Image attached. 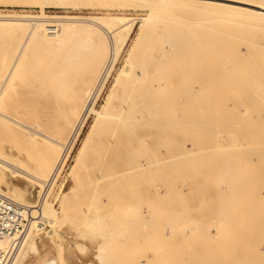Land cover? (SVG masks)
Here are the masks:
<instances>
[{
    "label": "rangeland",
    "instance_id": "1",
    "mask_svg": "<svg viewBox=\"0 0 264 264\" xmlns=\"http://www.w3.org/2000/svg\"><path fill=\"white\" fill-rule=\"evenodd\" d=\"M175 1L179 4H181L183 8H181V6H179V4L176 5L177 8L175 7V9L172 7L171 8L169 7L170 5H174V4H167V5H169L167 7L165 4H164L165 6H162L161 4H159L161 6H155L154 7V9L157 7H160L157 9H158V11L160 10L162 12L160 14L158 12L155 13L156 11L154 12L156 14L155 17H157L159 19V21L158 22L155 21V23H161V25L168 24V23H175L177 25L178 24H184V26L179 25L180 26L179 28L183 29L184 31L186 30V31L191 32V31H194L195 27L189 26V24L196 23L195 20L198 19V17L200 16L198 14L200 10H201L200 14L202 13L201 16L203 18V15L205 13L208 16V10H210V8L212 9L210 11H214V13H216V9L218 8L217 14L219 13L220 16H222V13H224L223 15L225 18L228 16L227 20L225 18L224 19L220 18L222 21H220L219 24L221 25L223 20L225 21V24L227 23L226 21H228V23L230 22V26L228 24H226V25L224 24L222 26L224 28L226 26L228 28V29L227 28L226 29L229 32L231 30H234V31H231V33L234 32V34L232 33V36H236L237 32H238V34H237V37H234V38L229 37V39H228L229 42L227 41V39H222V43H223L222 47H224V48L226 47V48L225 49L221 48V49H223L221 56H219V55L216 56V54H219L220 51L218 53L213 51V44H212L213 42L210 39H209V41H211L210 45H208V46L203 45V44H202V46H201V44L199 45L200 47L203 48L202 52H199L197 50H193L194 45H192V43H190V42H187L185 44V47L188 49L187 55L189 56V58L185 60V63L187 65L191 66V64L196 63L197 58L200 57L201 62H203V64L206 65L205 67H207L209 65V67H207V68H209V71H212L211 73H215V71H216L215 68L218 69L215 74L219 73V75H218L219 77L218 76L214 77L215 75H213L211 73L207 74L206 71H208V69L206 68L207 69L206 70L205 67L203 66L204 69L200 68L199 71H197L195 69L193 70V72L194 71H197V73L199 72L198 76H197V73L195 75V72H194V74H187L184 76L183 80L179 81V83H177V84H175L172 81H170V83H167V84L165 83L164 88L168 91L167 93H169V95H171L172 99H175V100L177 99L176 98L177 94H176L175 89H178L177 87H180V86L192 87L194 89V94H196L198 92L196 95L197 100L199 99V97H201V94H202V97H201L202 100H201V98H200V100H201V103H203V105L200 104V100H199V102L194 101V100H196V97L193 100V105L197 109H198V107H200V109H201V110L199 109L200 114H201V111L203 110V114L205 113L204 115L202 114L203 118L205 115H208L210 112L211 113L214 112L213 108H216L217 99H219L218 102L220 104H218L219 106H217V108L218 107L219 108L215 109V111H216L215 116L216 117L217 116H218V118H219V116L221 117L222 111L224 114L225 110H226V113H225L226 115H229L230 113L233 114L231 111L234 112V110H231V109H233V107H235L236 108L235 113L237 114V112H239L238 113L239 116L237 115V118H239L238 120L241 119V120H243L242 123L245 122L244 118L248 119V117L249 118L251 117V116H248L249 114L255 115V113L251 114L248 112L249 107L247 108L246 105L248 103L247 99H253V102L257 100L256 98H253V96L256 97L255 92H256L257 88L259 89V91L257 90L259 93H260V89H261V94H262V96H261L257 92L258 93L257 98L259 96H261L262 101L264 102V100H263V98H264V92H263L264 91V83H263L264 74H263V72L264 71L262 72V70H261V72H260V70H258L260 73H262L260 77L263 78L262 81H260L259 75L257 76L258 71L256 73V70H255V72L254 73L252 72L251 75H249L251 73V71L248 72L249 74L247 73L246 70L242 71L243 69H247L248 65H246L247 68L243 67L245 65L242 66L243 68L241 69V72H242L243 76L241 75V72H239V74H237L238 71L236 72V70L238 68H240L242 63L245 64V62H243V60H246V57L243 55V60H242V56H240L242 53L245 54V51H246L244 48V47H246V45L244 43H247V42H245L247 35H245V34L248 33L249 35L253 36V38L255 37L254 35L256 34V39H258V40H256L257 41L256 43L258 44V41H260L259 44H261L262 40L264 43V39H263V36H264V34H263L264 30L263 29L264 28H262L264 23L262 22L263 25H261L257 21V24L259 26L257 24L255 25L254 22L256 23V20H260V19L255 20V19H252V17H250L251 21L253 20L254 22L253 23L251 22V24H249L250 18L247 17L248 21H249V23H248L247 18L246 19L241 18L242 15L244 17V14L240 15L237 12L238 13V15H237V13H235L236 11L234 8H233L234 11L232 12L230 10L232 8H229V7L226 8L225 7L227 10L224 9L225 12L224 11L222 12L221 9H223V8H220V6L219 7L215 6L216 9H214L213 8L214 6L210 7V5L207 4L208 5V7H207V5L204 4L205 5L204 6L202 2H201L202 4H200V3L198 4L197 0H194V1L193 0H175ZM235 1L246 2V0H235ZM262 1H264V0H257V1L255 0V2H260V3ZM55 2H56L55 0H46V1H44V0H0V16L4 15V14H5V16L6 15L12 16V14H13V16L15 14H16L15 16H20V15L76 16V17H78V18L80 17L82 19H85V18L90 17V16H105V17H113L116 20H118V18H120V20L122 19L123 21H125V20H128L129 22L132 21L131 34L128 37L127 42L124 44L123 48L121 49L119 55L117 56V58L115 59V61L113 62V64L111 65V67L108 69L107 72H105V67L107 66L108 62L111 60V53H106V55H105L106 62H105L104 68L102 69V71L99 75L100 78H98V81H99V79H101L103 77V75L105 73L106 74L105 75V83H104V87L101 91L99 103L105 104V102H102V101H103L104 96L108 92V93H110V95L108 97L109 100L107 102L108 114L113 115L116 113V111H114V109H112L115 106H126V108H127L126 111L121 115L124 117V119L129 120L130 122L133 123L132 132L134 135V139H133L130 151L127 153L126 151L123 150V146H124L123 141L117 140L116 145H113V146L109 145V141L114 138L113 134L110 132V130L106 131L103 128H100L101 126H99L90 134V138L88 140L84 141V144L82 145V147H80L81 142H82L90 124L92 123V120H93L92 114L88 115V117L85 120L82 128L80 129L76 139L71 143V145H70L71 147L69 146V149H68L66 144H64L65 146L53 144L52 147H50V148H52V150H51L50 148L46 147L45 143L38 142L40 140V138L42 137V136L38 135V133L37 134L35 133L33 135L34 138L32 136H26V135L21 134V132L18 131L19 129L12 131L11 134H13V135H11L10 132L9 133L5 132V133L1 134L0 135V155L1 156L6 157L9 155L8 157H13V158H15L14 156H17V158L19 157L20 160H23V163L24 162L26 163V161L28 160L27 161L28 163H26L28 165L30 164L29 159H31L30 161H32L33 164L31 163L30 165H32V167H33V165L36 166V164L39 162V159L42 157L44 158L45 156L47 157L49 155L50 160L53 158V160H51V162L53 161V166H52L53 168H51V170H50L51 173H49V175L51 176V174L54 171L56 176L54 175L55 178L53 179V184H51V186L49 187V189H47V191L44 190L45 188L43 186H42L43 190L41 189L42 191H40V189H39L40 186L37 183L36 184L35 183L30 184L26 181H22V180L18 181L16 178H12V180L15 179L13 181L15 183H17L19 186L22 185V186H20L22 188V193L24 195L23 201L20 200V201H22V203L25 201L24 202L25 204H31V205L36 204V206H38L40 203L39 201H41L40 199H42L44 194L46 196V200L51 203V207H52L53 211H51L48 214V216L51 219H53L54 224L50 225V224L42 222V221L36 222V227H32L30 230L31 237L35 239L38 236H40V233L42 232L41 235L45 236V238L47 237L46 239L49 241V243L53 242V243H51V245H53L55 247L56 246L61 247V248H59V249H61V253L59 252V255L57 258V264H100V261L97 258L96 254L103 253L104 251H105L104 253H107L106 258H108V260H114V258H116V259H119L120 261H122V262H120V264L121 263L124 264L123 260H125V259L128 260L127 262L125 261V264H127L129 262H133L135 260L136 261L131 263V264H144L146 262H149V264H156L159 262V260H160V264L161 263L163 264V262L168 263V261L170 262V260L172 263L173 262L172 257L174 259L179 258L178 261L177 260L175 261V263L176 262L178 263L180 261V258H181V260H183V259L185 260L188 258V257L186 258V256H188V255L192 256L191 260H194L193 258L197 259L198 257L203 259L202 255L204 253L206 254L207 250H209V249L206 250L205 247H204V249L206 251L203 250L202 246H204V245H207L208 248H210L211 253L209 255H207L209 252L208 251L206 254L207 256L212 257V255H213V257L215 258V254L218 253L219 256H217V257H219L218 258L219 260L218 259H215V260L213 259V260L215 262L218 261L219 264L225 263L224 262L225 261L224 255L227 256L228 251H230V250L223 251V252L218 250L216 252V250L214 248V246L217 245V244H215L216 238L220 237L216 234V231L222 232V228H225L226 224H227V222H225L222 217L217 216V214L215 213V210L217 209V207H219L218 205L221 204L220 200L225 201L224 203L222 202L223 205L226 202L229 203V204L226 203L225 204L226 206H230L233 204L234 208L232 206L233 209L232 208L230 209V207H229L228 210H230V211L232 210V212L234 211L237 214L239 213L238 210H240V207H242L241 208L242 210H240V213L238 214L239 216L236 213H234V216H235V214L237 215V216H235L236 217V224L239 222L240 223L238 225L235 224V226L238 229L234 226L232 231L234 233H238V234L239 233L245 234V232L255 234L254 232L257 231L256 230L257 228L252 229V227H256V226H258V224H260L257 222L259 220V219L257 220V217L259 218V216H260L258 211H260V209H262V208L264 210V205H262V207H259V206H261V204L256 203L259 200H261L260 198H262V197H259V195L260 194H261L260 196L264 195L263 185L260 187V189L258 186V184H260V183L262 184V182L259 181L261 179V177H258L260 179L257 178L258 181L257 180L254 181V179H256L255 178L256 174H254L255 177H254V175L253 176L251 175L252 170L256 171L254 173H257L258 174L257 176L263 174V172H264V171L263 172L261 171L263 169V166L260 167V165H259L262 163L264 164V162H263L264 158H263L262 163H261V158H262L261 156H264V154H263L264 153V150H263L264 149V147H263L264 146V142H263L264 139L262 138L263 139L262 141L258 140L259 136H262L263 134L261 135V133H264V131L260 128V126H258V125H260V123H261L260 120L262 121V119L259 120L257 111H256V114H257V118L259 120V122H258L259 124L256 125L257 128L255 129V132L250 130V129L248 130V127H246L248 131L244 130V129L242 130V128L244 127L243 126L244 124H245V126L247 124H248V126H250L249 125L250 123H248L250 121H248V120L246 121L247 124L244 123L242 125L241 122L238 123L237 119H235L236 117L233 118L232 116H229V117L233 118V120H231V118H229L227 120L225 118L226 115H224V118L221 119L222 121H223V119H226L227 121H234V119H235V121L232 124L235 125L234 124L235 122L240 124L242 126V128H240L239 130H242V134L244 131H246L245 132L246 135H247V132H249V133L254 132V137L257 139V142H255L256 140L253 137V134H251V136H249L250 134H248L247 136H249L250 138H253L254 141L252 140L253 142L252 141L249 142L248 140H250V138L245 136V137H247V141L245 142V140L241 141L242 138H244V139H246V138L242 137L240 135V133L238 131L239 127L237 128V131H238V132L236 131L237 133L236 132L233 133L232 132L233 130L231 131V134L233 133L232 135L229 133L230 130L228 131V129H230L233 125L228 124L229 127L226 126L228 129L222 130V129H219V126H221V125L225 126V124L224 123L219 124L218 127L216 126L218 128V129L216 128L217 130L215 131V132H217V134L213 132L215 128L212 129V131H211V126L207 127L209 129L204 127V128H206V130L212 132V133H210V132L208 133L205 129H200V128L196 127L195 123H194L195 126L192 125L193 119L196 118V116H194L195 110L192 111V108H188L186 110H183L184 112L182 111V113H184L185 115L183 114L182 117L179 114H177L179 111H181V109H182L181 107H180L181 109L171 108V111L173 113L174 112H177V113L174 115H171V116H165L164 114H161V110L158 107H146L140 102H131L133 94H130L129 96H127L128 95V88L131 86V84H132V82L136 76L135 75L136 72L141 73L144 70L149 72V67H150L151 62L154 64V67H157V68L161 63H163V64H167V63L174 64L175 63V60H169L167 58H165L163 60L151 58V56H159L160 53L156 51L154 54H152L150 56V51H149L150 47L151 48L160 47V46L164 47L162 40L166 39L164 34L159 33V32H154L151 35H146V36L141 37L139 39L138 44L136 45V47L134 48V51L130 54L129 59H128V63L131 65L130 71H128V73L125 74L126 76H124V79H122L120 81H116V82L114 81V85H113V79H114L116 73L121 69V67L123 65V61L127 55V51H128L130 42H131L132 38L134 37V35H136V33L138 32L137 30H138V26H139L138 24H140V18L145 17L146 14L151 13V11L149 10V6L147 7L148 4L145 3L144 4L145 6H141V5H139L140 3H136V2H133L132 4H130L131 2H129L127 0H126L127 3L125 2V0H123V1L122 0H77L76 2L67 3V4L66 3H63V4L60 3L59 4V3H57V2L55 3ZM221 3H225V2H221ZM227 3H229V2H227ZM136 4H138V5H136ZM231 4L233 6H238L237 4H234V3H231ZM185 6H187V7H185ZM161 7L163 9H161ZM195 8L198 9V12H196L197 10H195ZM219 8H220V10H219ZM202 10H204V11L207 10V11L203 14ZM228 10H230L233 14L231 12H229ZM226 13L227 14L231 13V16H234L232 22H234V20H235L236 21L235 25H234V23H231L232 19H230L231 17H229V15H227ZM157 14H159V15H157ZM206 14L204 15L205 17H206ZM235 14H236V16H235ZM197 15H199V16L197 17ZM211 15L213 16V18H214L213 20H215V21H213L212 19H209L207 22L208 23L214 22V23L218 24L219 21L217 22V20H219L220 16H218V18H217V16L213 13H211ZM211 15H209V16H211ZM237 16H240V19ZM155 17L153 18V16H152L151 21L154 22V20H157V18L155 19ZM169 17L173 18V19L172 20H166ZM245 17H246V14H245ZM160 19H162V20L160 21ZM200 19L201 18H199V21H200ZM206 19H207V17H206ZM240 20L242 22H240ZM244 20H245V22H244ZM33 21L34 20H30V22H33ZM261 21H263V19H261L259 22H261ZM28 22H29V20H28ZM47 22H51V21H47ZM47 22H45V23H47ZM153 22H151V23H153ZM202 23H206V22L203 21ZM214 23H212L211 25H215ZM240 23H242V24H240ZM244 23H246L247 26ZM175 26L176 25H174L173 28ZM253 26H256L255 30H254L255 27L253 28ZM257 27H260V29H258ZM169 28H171V27L159 26V27H156L155 29H158V30H164L165 29L166 30ZM243 29L245 30L244 33H243ZM259 30H262V37H260L261 31H259ZM235 31H236V33H235ZM6 32H7V34H6ZM15 32L16 33L14 34V32H13V35H12L10 32H8L4 29H3V31L0 30V54L1 55H3L2 54L3 52H1V49H2V51L4 50V56L9 57L15 51H17L16 50L17 47L19 48L20 44L18 42L22 38V33H21L22 31H15ZM204 32H206V31H204ZM257 32L260 33L259 36H258ZM8 33H10L11 36ZM209 34H210V32H209ZM15 35L18 38L15 39L14 38V37H16ZM242 35H243V37L245 36L244 37L245 40L244 41L242 40L243 43H240L241 41L239 43L236 42V41L240 40L241 38L243 39ZM238 36H241V37H238ZM247 38H249V36ZM253 38L251 39V41H253ZM94 39H95V37H94ZM232 39H233L234 43H237L235 48H234L235 44L233 45L232 44L233 41L231 42ZM247 40L249 41L250 39H247ZM31 41L32 40H30L29 42H31ZM34 41H36V42H34ZM4 42H5V44H4ZM254 42H255V38H254ZM33 43H31L32 44L31 46H30V43H27L28 45H26V47H25L26 50L24 49V51H23L24 53L21 54L22 58H20V59H21L22 64L20 63L21 66L19 65L18 68H20V70L22 71V74H21V72H18V73L16 72L17 75H15V76H17V77L14 79L15 83L10 87V89H8V91H9V92H7L8 95L6 94L1 101L0 106H3V107L5 106L4 108L0 107L1 112L3 110V112L5 111L4 112L5 114H7V115L9 114L10 116L15 117L16 119L18 118L17 120L21 121L22 123H27V125L34 124L33 126H35V129H37L38 132L41 131L42 134L44 132L49 137H53L55 139L61 140L62 142H65V141L67 142L70 124L65 123L64 121L66 120V118H71L73 120L76 117L75 116L76 113L73 114L72 116L69 114V108H71L72 96L77 93L76 91H78V89H76V88H78V86H81V82L83 81V78L85 75L86 63L90 59V54H89V52H87L85 44L79 43V38H77V37L74 39H68L67 43L65 44V46L68 47V49L66 50V53L62 54V52L61 53L59 52L56 56L53 55V53H54V52H52L53 50L51 51L49 49L50 51H47V47L45 48L36 39H33ZM230 43H231V45H230ZM2 44H3V46H2ZM238 44H240V45L243 44L244 46L243 45L238 46ZM257 44L251 43V46H250V44H248L249 49H247V50L249 53H248V55H246L247 57L249 56V54L252 51L253 52L251 54H253L255 52L252 49L253 48L252 45L255 47L256 52L259 48H262V46H263L262 44H261L262 46L258 44V47H257ZM74 45H79V47L77 48V51L70 50V48ZM229 46H230V48L233 47V49H234V50H232V52L234 51V55H231L232 59L229 57L230 54H232V53H230L229 56L227 54L225 55V52H228L226 49L227 48H228V50L230 49ZM31 47H32V49H31ZM6 48H7L8 52L6 51ZM263 49H264V46H263ZM263 49H260V50H263ZM236 51H238V52L236 53ZM50 52L54 56L52 60H51L52 57L50 58V56H51ZM213 52H214V54H213ZM223 52H224V54H223ZM235 53H236L237 57H236ZM238 53H239V55H238ZM1 55H0V57H1ZM214 55L218 58L225 56V58H223L225 60L228 57L230 60L227 62H230L231 60L234 61V58L232 56H235L237 58V60L241 59V60H238L241 62L240 64L237 63L238 61L236 62V60H235V62L239 65H237V64L235 65L238 68L234 66L235 68H237L235 71H233L234 76L239 75V77H240V75H241L240 78L242 80H245L246 78H248V75H249V77L251 76L252 78H254V76L258 77V79H259L258 81L260 82L259 84L261 86L259 85L257 87V85H255L257 83H255L252 78H251V82L253 81L254 85L252 83L251 84L254 87L256 86V88H250L249 86L251 84L248 86L250 90L254 89L253 90L254 92L251 91L252 93H254V95L252 94L251 95L252 97L251 96L245 97V94H241V98L242 97L247 98L246 103H245L244 99H243L244 102L243 101L240 102V98L238 96L239 93L241 91H243V90H239L242 87L241 85H243V87L246 86V85H244V82L239 83L240 88H239V86H237V84H235L237 87L234 84H232V86L234 85L233 87L232 86L228 87L230 85H227L228 84L227 83L228 82L227 76H229V78H231L230 77V74H231L230 71H232V70H229V72H230V73L228 72L229 75L226 74L227 71H225V70L226 69L228 70L227 67L232 68V66L235 64V62H231V64L226 63L227 66L224 65L225 63L222 62L224 66L221 65V66L217 67L221 63L220 61H222L223 59L220 58L219 59L220 63H217L218 58H215ZM255 55H256V58H258L255 60L256 65L257 64H258V66H259V64L264 65V62L262 60H260L259 57H257V56H261L262 54L260 55V54H255V53H254L252 58H250V56H249V58H247L246 63H249L248 59H251V60L254 59ZM263 59H264V57H263ZM251 60H250V62L252 63ZM255 62H253L254 66H256ZM46 63H49V66L46 65ZM44 64H45V67H44ZM251 65L252 64L249 65V68ZM254 66H253V69H255L257 67V66L256 67H254ZM20 70L17 69V71H20ZM187 71L191 72V68L189 67V70H187ZM224 71H225L226 77H225V74H223V76L220 75ZM202 72L203 73L206 72L205 74L209 75V77H211L213 75V78H210V80H209L207 77V79L209 80L208 81L206 79V77L204 76L205 74H203V76H201ZM234 72H236V73L234 74ZM243 72H246L245 73V75L247 74L246 78H244ZM166 73H167V70H164V72H163L164 78H167L166 77L167 75H165ZM220 76H221V79H223V77H225L226 78L225 81H227V82H225L224 80H222L223 82H221ZM199 77H200V81L198 80ZM217 77L219 79H217ZM256 77L254 79L257 80ZM38 78H40L39 80H41V79L42 80L38 81ZM59 78L61 81L62 80L63 81L62 82L59 81ZM32 79H34V80H32ZM93 79H94V77H93ZM93 79L90 81V83H92ZM215 79H217V81ZM148 80H149V74L145 76V80H144L145 86L148 84ZM206 80H207V83L210 82L208 85H205ZM235 80H236V78H235ZM238 80H240V79L238 78ZM247 80H249V78ZM30 81H31V83H30ZM47 81H49V82L47 83ZM56 82H57V84H56ZM249 82H250V80H249ZM90 83H89V85H90ZM221 83L223 84L224 88L226 87L225 89L223 87H221V88H223L222 92H224V93H222L221 91H218L220 89V86L222 85ZM41 84H42V86H41ZM98 84H99V82H97L95 84L96 86H94L93 91H95L94 89L97 87ZM39 85L42 87V89L40 87L38 88ZM112 85H113L112 89L116 87L115 88L116 91L113 94H111V92L109 90ZM82 86H83V84H82ZM216 88H218V89H216ZM55 89H57V90H55ZM237 89H238V91H237ZM224 90H226L229 93L233 92L232 94H234L236 92V94H234V95H237V94L238 95L235 97L234 100L231 99L232 100L231 101L229 99L230 96H232L231 93L229 96V93L227 94L226 91H224ZM231 90H233V91H231ZM234 90H235V92H234ZM244 90H245V88H244ZM246 90H247V88H246ZM246 90L243 92L244 93L246 92V95H248V92L250 90L249 91L248 90L246 91ZM34 92H36V93H34ZM56 92H57V95H56ZM217 92H219V93L221 92L220 95ZM199 93H201L200 96L198 95ZM16 94H17V96H16ZM225 94H226V96H225ZM91 95H93V94H91ZM206 95H207V97H206ZM126 96L129 99L125 100ZM183 96H182V103L187 101V100H185L183 102V100H184ZM209 96L214 100L216 99L215 100L216 102L214 101L216 106H214V103L212 102L211 98H209ZM213 96H216V98L215 97L213 98ZM227 96H228V98H227ZM203 97L209 98L208 100L209 101L211 100L210 102L212 103L213 106L211 105L212 106L211 107L209 105L210 107H207L208 104H207V102L205 103L206 100ZM261 97H259V98H261ZM232 98H234V97H232ZM175 100H173L172 103L181 104V102L178 99H177V101H175ZM17 101H19V103ZM250 101H251V103L249 105H252V107L250 109L254 110L253 112H255L254 106L252 104V100H250ZM262 101H259V100L257 101L258 103H261L260 104L261 107H259L260 105L258 106L259 107V109H258L259 115H260V110H262V112L264 113L263 109H261V108H264L263 107L264 103L262 106ZM230 102H231V105L234 104L232 107L230 105ZM195 103L196 104L199 103L200 106H198L199 104L196 105ZM240 103H241V105L245 104V106H241ZM258 103H257V105H258ZM221 104H222V107L225 105L223 107L224 110L221 109V107H220ZM201 105L204 106V108H202ZM226 105H228V106H226ZM254 105H256V103ZM19 107H20V109H19ZM26 107L28 108V110ZM227 107H229V109L231 107V109L228 110V109H226ZM243 107H246V108H243ZM257 108H256V110H257ZM23 109L25 110L26 113L24 112ZM245 109H246V112L245 111L242 112V110H245ZM247 109H248V111H247ZM7 110L8 111L10 110V111L8 112ZM19 111H21V112H19ZM229 111H230V113H229ZM192 112L194 114H192ZM262 112H261L262 115L260 117L264 119V115ZM23 113H25L24 118H22L24 116ZM227 113H229V114H227ZM241 113H242V115L246 114L248 117H246V116L242 117V115H241V117L243 119L240 118ZM196 114H197V112H196ZM198 114H199V111H198ZM33 116H34V118H33ZM208 116L205 118H208ZM255 116H252V118H254ZM140 117H143L142 121H144L146 123V127H147V135H146V138L143 140L140 138V136H141L140 128L142 126L141 125L142 121L139 119ZM211 117L213 118V121H211V123H213V125H212V128H213V127H215L214 126V123H215L214 120L218 119V118L215 117V119H214V115H211ZM222 117H223V115H222ZM203 118H201V115H200L199 119L201 120ZM209 118H208V120H209ZM227 118H228V116H227ZM109 119H110V117L106 118V120H109ZM208 120H205V121L208 122ZM221 120H219V121H221ZM251 120L253 121V119H251ZM254 123L255 124L257 123V120L255 122V118H254V122H251V125H252L251 128H253L255 126ZM38 124H39V126H38ZM253 124H254V126H253ZM175 126L176 127L182 126L180 128V130H181L180 133L174 132L173 129L175 128ZM192 126H194L193 129H195V130H193V131L189 130V133H188V128H191ZM222 126H221V128H222ZM236 126H238V125L236 124ZM183 127H185V129H186V130H184V134L182 133ZM258 127L261 129L260 131H258L259 130ZM197 128L199 130H202L200 132V134H198L199 131L197 132V130H196ZM23 130L26 131V129H23ZM218 130L220 131L219 133L221 136L219 135ZM225 132L229 133L230 137ZM258 132H260V134ZM235 133H236V135L234 136ZM238 133L242 138L239 136L240 138L238 137L236 139H233V141H232L231 139L235 138L238 135ZM245 133L243 135H245ZM45 134L43 136H45ZM183 135H185V138H187V140H185V138L182 137ZM198 135L200 136V140H199ZM214 135L221 137L223 140V141H221V143H218V144H220L218 149L215 146L217 144L216 143L217 141L215 142L216 143L215 145H214L213 141H212L213 144L211 142L206 143L207 140L210 141L211 139H213L214 141L216 139L220 141L221 138L219 139V138H217V136L215 138ZM10 136L16 137V139L14 140ZM37 136H39L40 138ZM196 136H198V137H196ZM208 137H210V138L213 137V138H211L209 140ZM263 137H264V135H263ZM189 138L191 141H194V143L188 141ZM195 138H196V140H195ZM201 138H202V140H201ZM227 138H229V139L227 140ZM41 140H43V139L41 138ZM184 140L186 142H184ZM234 140H237V142H240V143L242 142L241 144H243V145L245 144L244 147H246L247 143H249V144L251 143L253 145V148H254L253 150H255V152L250 149L251 148L250 146L243 148V145H242V147H239L241 144L240 145L238 144L239 146L237 145L238 146L237 148L238 149L240 148L239 150L233 149L236 147V144L235 145L233 144L232 146H229V145H231L232 142H235ZM44 141L46 142L45 139H44ZM200 141H201L202 146L201 147L199 146V147L201 149H202V147H203V149H205L206 145L208 144L209 147L208 146L207 147L209 149L206 147V150H210V149L212 150L211 154H210V151L208 152L209 155L207 154V151L204 150V151H206V155L208 157H210V155L213 156L220 148H222V150H224V152H222V150L220 149L221 151L219 150V152H222L221 153L222 156L219 155V157L224 158L227 153L225 152V149H224L225 146L222 147V144L223 145L225 144L226 146L228 145V149H227V147H225L227 149L226 151L229 150L228 152H230V153L231 152L236 153L235 158H237V159H235L236 162L234 163V166H233V167H235L236 172L239 169V166L241 164L245 165V166H241V167H245V168H246V166L248 167V164H249L248 160H250V158H251V156H249V155L247 157L248 158L250 157V158L247 159L244 156L240 157V155H238V154H240V153H241V155L244 154L242 152L244 150H242V149H245V151H247V152L249 151V153H250V150L252 151V153H250V154H253L254 157H252L253 159L251 158V164H249V165L253 167L254 164L255 165L258 164L259 166L257 165L258 166L257 168L253 167L252 170H251L252 167L251 168L249 167L248 173L249 174L251 173L250 175H251V177H254V179L253 180L247 179L248 181L247 180H243V181H247V183H244V184L245 185L247 184L246 185L247 188L248 187L252 188L251 192H253V194L256 193V190L258 191V189H259L258 192H261V193H256V195L252 194L253 196H251L250 190L247 189V191H249L247 199H248V197L249 198L251 197V199L253 198L254 200H256L255 203L257 205L254 204L255 206L252 207L254 201L251 199H250V201H252V203L251 202L248 203L247 200H246L247 202L244 201L246 199L245 195L247 193V192H244L245 188H246L245 185H242L244 187L243 190H241V188H243V187H241V188L238 187V189H240V191L238 189H236L238 191L237 193L241 192V193L237 194L236 190L233 191L235 189L234 186H232L234 189L231 190L230 188H226L228 184H226L223 180L220 181L223 178L222 175H224V174H221V175L219 174L220 175L219 181L221 183H223V185H221L220 182H219V184H217V181L219 179V177H218L219 175L217 176L218 178L216 177L217 181L215 180V177H214L215 175L218 174L216 172V170L214 169V168H216L217 162H215V164H213L212 161L210 162V160H213V162H214V159H216V157L218 156V152L216 153L217 155L215 154L216 156H213L210 158L207 157L208 159H206V158H204V157H206L205 154H204V156H202V158H200L201 157L200 155L202 154V151L200 148H199L200 150L197 151V152H201V154H199V155L194 154L195 151H192L189 148V146L191 147V145H189L191 143V144H193V148L192 147L191 148L194 150L195 149L194 145L198 146V144H200ZM237 142H235V143H237ZM262 142H263V145H262L263 148H262V150H260V154H263V155L255 156L256 155L255 153H257V151L261 148L260 143H262ZM46 143H49V142H46ZM256 143H259L258 146L260 148L259 149L257 148L258 150L255 149V147L257 146ZM3 144H5V145L6 144H12V145L16 146V148H18L19 151H21V152H19L21 154L16 153L13 155L12 152L14 150H11V149H9V150L7 149V151H5ZM182 145H183V147H182ZM213 145H214V149H212ZM210 146H212V147H210ZM230 147H233L232 150L229 149ZM42 148H43V150H42ZM166 148H168V150H166ZM29 149H30V151H28ZM185 149L186 150L189 149V150L186 151ZM215 149H217V150H215ZM63 150H67L66 151L67 154H65V157H63L64 160H62L63 162L61 161V165H58V167L60 166L59 170L56 171L57 169H55V166H57V164H59L58 162L61 160L60 158H61L62 153L64 152ZM183 150H185V152L187 154ZM4 151L7 153V155L5 154ZM49 151H50V154H49ZM179 151H181V152H179ZM204 151H203V153H205ZM28 152H29L28 156H30V157L27 156ZM42 152H45V153H42ZM190 152H191V154H189ZM10 153H12V154L10 155ZM22 153H23V155L27 156V158H29V159L25 158V156H23ZM178 153L180 154V156H181V154H185V155H182L183 158L181 157L182 159L179 158V160L177 161V157H179ZM223 153L225 154V156ZM230 153L227 154V155H229V157L227 156L228 158L227 157L224 158V159H226V161L225 160L224 161L227 162L226 163L227 165L229 164L227 159H230L234 155V154H230ZM30 154L31 155L34 154L35 157H34V155L31 156ZM245 154H246V152H245ZM52 155H53V157H52ZM257 155H259V153ZM159 156H166V158L170 159V161L174 160L173 156H175L176 161L175 162L172 161V163L168 161L171 166L166 165L167 160H166V162L164 161L165 163L164 162L163 163H154V164L148 163L150 160H153L154 158L159 157ZM31 157H34V158H31ZM170 157L173 159L171 160ZM198 157L200 159H198ZM256 157H258V159ZM245 158H246V161H245ZM201 159H202V161H201ZM240 159H241V162H238V161H240ZM37 160H38V162H36ZM222 160L223 159H220V161H219V158L216 159V161H219L217 166L222 167L220 165V162ZM257 160H259V163L257 162ZM243 162H245V163H243ZM173 163H175V164H173ZM209 163H211V164H209ZM238 163H241V164L238 166ZM208 164H209V166H207ZM212 165H214L215 167L213 166L214 168H212L211 167ZM227 165L225 166V169H226ZM109 166H111L113 171H115V172L122 169V168H129L130 174L129 175L127 173H126V175L123 174L124 176L122 174L121 175L116 174L111 181H106V182L100 181L99 183L96 184V176L100 175V174L107 173L109 171V169H108ZM201 166H204V167H201ZM27 167L31 168L30 166H27ZM220 167L219 168L217 167V168L220 169ZM223 167L221 169H224ZM207 168L210 169V171L213 169L215 170V171L213 170V172L211 173L212 175L211 174L209 175L210 171ZM229 168L230 167L228 165V169ZM258 168L260 169V171ZM218 169H217V171L220 173H223L225 171V170H223V172H222V170L219 171ZM243 169L241 168L240 171H242ZM256 169H258V170H256ZM240 171H239V173H241V175L243 174L242 176L244 177L245 172L244 171L240 172ZM227 172H229V170L226 171V173ZM8 175L10 176L9 173H8ZM49 175H48V177H49ZM210 176H212L211 179L212 180L214 179L215 182L214 181L213 182L219 186L221 191L222 190L226 191V192L222 191L221 192L222 195H225V193H226L229 196L225 195V197L223 196L224 197L223 198L222 195L220 194L223 199L219 197L220 195L217 196V193L220 192V189L218 187H216V184L214 186H212L211 183H213V182H210L211 181V179H209ZM239 176H240V174H239ZM246 177H248L247 172H246ZM243 181H241V182H243ZM252 181L256 182V184L251 185V184H253ZM262 181H264V180H262ZM241 182L240 181H237L236 183L234 182L236 188L238 186L236 184L237 183L242 184ZM170 183H172L173 187L179 185L180 188L182 187V189H180L179 186H177L176 188H178L179 190L173 189V191H171L172 188L169 189L168 186H167L168 188L165 187L168 184L170 186ZM227 183H229V182H227ZM224 184H225V186H224ZM201 185H203V187ZM211 187H214L216 191L214 190V188H211ZM253 187H254V189H253ZM35 188H36V190H35ZM168 189H169V191H168ZM2 191H4L3 193H5V192L7 193V191H8V194H6V193L5 194L8 195L9 197H11V192L9 189L6 190V188L4 186H2ZM44 191H46V192H44ZM164 191L166 193L167 192H169V193L174 192L175 194L179 192L180 195L179 194L173 195V193H172V196H170L171 194L167 193L171 197L170 198L168 196L169 198H167V194L164 193ZM202 191H204L203 192L204 194L202 193ZM208 191H209V193H208ZM229 191L231 194H233L232 193V191H233L235 193L234 195L237 194L238 196L236 195L235 199H234L235 196L234 197L232 196L233 197L232 198L230 196L231 194L228 193ZM214 193L216 194L215 196H217L219 198V200H218V198H217V200L215 199L216 197H214V195H213ZM244 193H245V195H244ZM38 194H40V196ZM200 194H202L203 196H201ZM32 196H33V198H31ZM212 196H213V198H212ZM255 196H257V197H255ZM35 197H37V198H35ZM228 197H229L230 201L224 200L225 198L228 200ZM237 197H238V199H237ZM210 198H211V200H209ZM243 198H245V199H243ZM257 198H259V200ZM32 199L34 200V203H33ZM212 199H214L213 200L214 202L212 201ZM232 199H234V201ZM242 199H243V201H242ZM263 199H264V197L262 198V201H263ZM132 200H133V203H132ZM168 200H169V203H168ZM174 200H178L179 202L178 201L177 202L178 203L181 202V204H178ZM207 200H208V202H207ZM239 200L241 201L240 203H239ZM172 201L175 203H173ZM170 202H171V204H172L171 206L173 208L178 207V211H179V207H181V205L183 206L182 208L185 209V211L183 210V212H182V209H180V211H181L180 213L182 214L181 217L178 216V215H181L179 212L178 213L175 212V211H177L176 210L177 208L172 209V207L170 206ZM209 202L214 203V206H215L214 209L215 210L214 209H212V210H213V213L215 215H213V214H211L212 216L209 215L210 213H212V211L209 208V206H210ZM215 202H217L218 204ZM259 202H261V201H259ZM213 203H212V205H213ZM246 203L252 204V206L249 205L250 206V214L245 212V211H247L246 208L248 207V204H246ZM262 203H264V201ZM168 205L171 208H169ZM174 205H176V206H174ZM257 206L259 209L257 208ZM202 207H204L203 209H205V210L208 208V210H207L208 212L203 210ZM251 208H253V209L257 208V209L254 210V212H253V210ZM106 209H111L110 211H112L113 213L107 210L109 212L108 213L106 211ZM198 209L201 211L203 210L204 212H200ZM103 210L105 211L106 217H105V214L102 213ZM114 210L116 211V213L114 212ZM169 210H175V211H174V213L173 212L170 213ZM242 211L244 214L241 213ZM255 211H257L258 212L257 214H259L257 217H256V215L254 216V214H252V213H255ZM118 212H120L121 214ZM34 213H36V212H34ZM122 213H124L125 215L123 214L124 216H122ZM205 213H207V214L205 215ZM245 213H247L246 216H248V214L250 215L248 217V219H250V221L248 220L247 222L250 223V225H251L254 222L253 220L256 217L255 224H257V225H253V226H248L247 224L244 225L243 223L245 221H242V223H241L240 220L242 217L245 216ZM108 214H110V215H108ZM118 215H120V218H118L119 217ZM198 215H199V218L201 215L203 216V219L201 217L200 220L202 219V220L207 221V222L202 221L203 222V224H202L201 221H198L199 220V218H197ZM207 215H209L208 217H210L209 221H208ZM99 216L100 217L103 216V217H101L102 221H101V218L98 219ZM174 216H176V217H174ZM121 217H122V219H121ZM123 217L125 218V220ZM195 217H196V219H194ZM105 218H107V219H105ZM164 218H167L170 221H168L167 219H164ZM179 218H181V219H179ZM205 218H207V219H205ZM126 220L128 223L124 222ZM171 220L175 221L174 225L172 223L173 221H171ZM221 221H222V224L226 223V224H224L225 227L220 228L221 230L220 229L215 230V232H214L213 231V229H214L213 224H215V222H221ZM109 222H111V223H109ZM169 222L171 224H169ZM191 222H193L194 225ZM208 222H210V223H208ZM116 223H119L120 225H118ZM199 223L202 226L201 229L199 227L200 225H197ZM155 225H156V227H155ZM171 225H173L175 227H171ZM50 226H52V227H50ZM107 226H109V227L107 228ZM125 226H126V228H125ZM53 227H54V229H52ZM164 227H165V229H164ZM169 227H171V228L169 229ZM187 227H189V228H187ZM36 228H37V231L35 232L36 234H34V231L36 230ZM226 228H227V231H225L226 230L225 229L224 233L226 232V235H227L228 234L227 232L230 229H228V227H226ZM246 228H248L247 231H246ZM153 229H156L155 231H158V232H155V231L152 232ZM199 229L201 231H205L204 233H206V234L199 231ZM249 229H252V230L255 229L256 231L254 230L252 232V230H250L251 231L250 232ZM159 230H160V232H159ZM45 231H47V232L45 233ZM107 231H108V234H107ZM175 231L176 232L178 231V233H175ZM161 232H162V234H161ZM193 232H195V233H193ZM187 233L190 234V236ZM199 233L204 234V235H202V238H199L200 236L198 235L199 239H204L205 237L203 238V236H205V235L210 237V235L212 234L211 236L213 238L215 237L214 236L215 234L217 236L214 239H211L212 238L211 237L210 241H209V237L206 236L207 239L205 238V240L210 242V243L207 242L208 244L212 243V245L201 244L202 242L199 243V240L194 242L195 238H193V236H195L196 239H198L197 235H195V234H199ZM127 234H130V235L127 236ZM192 234H194V235H192ZM111 235H113V236L111 237ZM191 235H192L193 239L191 238ZM48 237H50V238H48ZM110 237L112 238V240H110L111 239ZM114 237H116V239H117L116 241H118V242L122 241L121 242L122 244H126L127 243L126 240H128L129 243H127L125 246H123L121 243L117 242L119 244L117 246V244L115 243L116 241H115ZM143 237H145V238H143ZM55 238H57V239H55ZM141 238L144 240H142ZM136 239H139V240L137 241ZM145 239H147V240H145ZM185 239L186 240L192 239L191 241L194 242L195 244H197V246H195V244L192 243L190 240L186 241ZM249 239H251V237ZM105 240H107V241H105ZM123 240L126 242L124 243ZM256 240H258V238L256 239V235H255V237L250 240L251 243H249V245L250 244L254 245L260 241L259 243L261 245H259L258 249L259 250L261 249L264 251V243H262V242H264V240L261 242V239H260L258 242H255ZM113 241H114V243H112ZM145 241H147V243H145ZM148 241H150V242L152 241L155 243H152V242L150 243ZM220 241L221 242H220L219 246L217 245L218 249L222 248V245H223L224 241H226V239L223 237V241L222 240H220ZM130 242L134 243V244H130ZM159 242H161V243H159ZM171 242H173V243L170 244ZM54 243H56L57 245H54ZM104 243H105V245L107 244L109 246H107V245L104 246ZM204 243H206V242H204ZM120 244L124 247V249L121 248ZM96 246H97V249H95ZM116 246L119 249L117 248L115 250ZM169 246L170 247L172 246V248H170ZM198 246L200 248L202 247L201 249H202L203 254L201 252V249L198 248ZM167 247L169 248L170 251H171V249L173 251L170 252L167 249ZM183 247H185V248H183ZM239 247L243 248L239 245L231 246V252L229 253L230 254L229 256H231L232 254L233 255L237 254L239 252V249H240ZM256 247H258V244ZM176 248H178V249L180 248V249L176 250ZM186 248H189V249L185 250ZM192 248H193V251L195 252V254L197 253V251H200L201 254H200V252H198L199 255L194 257V252L191 250ZM195 248L197 249V251H195L196 250ZM107 250H109V251H107ZM123 250H126V252L124 251V254L122 252ZM190 250H191V252H193V255H191L188 252ZM214 250H215V253H214ZM68 251H69V253H68ZM110 251H112V255L110 254L111 253ZM113 251L115 253H116V251H118V253L120 251V253H122L121 256L123 255V257L122 258L120 256H119V258L114 257L116 255L118 256L119 254L118 253L113 254ZM130 252L132 255L130 254ZM185 252H187L188 255L185 256ZM143 254L146 256H144ZM173 254H174V256H173ZM176 254H178V255H176ZM179 254H181V255L179 256ZM182 254H183V256H182ZM142 255L144 257H141ZM175 255H176V257H175ZM69 256H70V258H69ZM162 256H164V257H162ZM190 256H189V258H190ZM229 256H227L226 258H228ZM18 257H19V255H18ZM150 257H151V259H150ZM204 258H205V256H204ZM116 259L114 260V262L115 261L118 262ZM130 259H131V261H130ZM201 259H197V261L198 260L200 261V262L198 261V263H197V261H191V262L188 261V262L190 264H192L193 262H194V264H195V262H196V264H199V263L201 264V261H202ZM208 259L209 260H206V258L203 259V261L206 260L208 262L207 263L202 262V263H205V264L210 263V257H208ZM162 260H163V262H162ZM185 262H187V260H185L183 263L180 261V263H182V264H185ZM171 263H168V264H171ZM180 263H178V264H180ZM117 264H119V263H117Z\"/></svg>",
    "mask_w": 264,
    "mask_h": 264
},
{
    "label": "bare ground",
    "instance_id": "2",
    "mask_svg": "<svg viewBox=\"0 0 264 264\" xmlns=\"http://www.w3.org/2000/svg\"><path fill=\"white\" fill-rule=\"evenodd\" d=\"M44 1H46V0H44ZM57 3H61V4H63V3H73V2H76L77 0H55ZM123 1V0H122ZM127 1H129V2H131L130 4H132L133 2H136V3H140L139 5H141V6H145L144 4L145 3H147L146 5H147V7L149 6V10L151 11V13H149V14H146V16L145 17H142V18H140V24H138L139 26H138V32L136 33V35H134V37L132 38V40H131V42H130V45H129V48H128V51H127V55H126V57L124 58V61H123V65H122V67H121V69L116 73V75H115V77H114V79H113V85H114V81L116 82V81H120V80H122V79H124V76H126L125 74H127L128 73V71H130V68H131V65L128 63V59H129V56H130V54L134 51V48L136 47V45L138 44V42H139V39L141 38V37H144V36H146V35H151L152 33H154V32H159V33H162V34H164L165 35V38L166 39H163L162 40V42H163V44H164V47L163 46H160V47H153V48H151L150 47V49H149V51H150V56L152 55V54H154L156 51L157 52H159L160 53V55L159 56H151V58L152 59H160V60H163V59H165V58H167V59H169V60H175V63L174 64H172V63H167V64H163V63H161L159 66H158V68L157 67H154V64L151 62L150 63V67H149V72L148 71H146V70H144L143 72H136V76H135V78H134V80H133V82H132V84H131V86L128 88V95L127 96H129L130 94H133V97H132V99H131V102H140V103H142L144 106H146V107H158V108H160V110H161V114H164L165 116H171V115H174V114H176L177 112H172L171 111V108H177V109H181V111H179L177 114H179L181 117L183 116V114L184 113H182V111L183 110H186V109H188V108H192V111L193 110H195L194 112H195V115L194 116H196V118H194L193 119V123H192V125H194L195 126V124H196V127H198V128H200V129H205L206 130V128L207 127H209V126H211V131H212V129H214V133H216L217 134V132H215L218 128V126H219V124H221V123H224L225 124V126H222V128H221V126H219V129H222V130H227L228 128L226 127V126H228L229 127V125H233L232 123L235 121V119H237V121H238V123H240L241 122V124L243 125L244 123H246L247 124V120L248 121H250V122H248V123H250L249 125L250 126H248V124L245 126V124L243 125L244 127L242 128V126L240 125V124H238V123H234L235 125H233L230 129H228V131H229V133L231 134V131L234 133V132H236L237 131V128H238V131H239V133H240V135L242 136V137H245V136H247L248 134H250L249 136H251V134H253V137H254V132H255V129L257 128L256 127V125L257 124H259L258 122H259V120L260 119H262V121L260 120V125H258V126H260V128L264 131V119L263 118H261L260 116L262 115L261 114V112H262V110H260V115H259V107H261V103H258L257 101L259 100V101H262V94H261V89H260V93L258 92L259 91V89L257 88V90H256V97H254L253 96V98H256L257 100L256 101H254L253 102V99H247V98H241V94H245V97H249V96H251L252 94L254 95V93H252V92H254L252 89L250 90L249 89V87L250 88H256V86L254 87V86H252V84H253V81L255 82V83H257V84H255V85H257V87L260 85L259 83V79H260V81H262V79L263 78H261L260 76H261V74L262 73H260L261 72V70H262V72L264 71V65L262 64H259V66H258V64L256 65V62H255V60L256 59H258V58H256V55L254 56V59H248V62L249 63H246V60H247V58H249V56H250V58H252L253 57V55H254V53L255 54H262L261 56H257V57H259V59L260 60H262L263 62H264V59H263V57H264V49H263V46H264V43H263V40H262V45L261 44H259V42L260 41H258V44L259 45H261L262 46V48H259L258 50H257V52H256V49H255V47L252 45V49L255 51L253 54H249V56L247 57L246 55H248V50L247 49H249V45L248 44H250V46H251V43L252 44H257L256 42V40H258V39H256V34L254 35L255 37V42H254V38H253V36H251V35H249L247 32V34H245V35H247L246 36V41L245 42H247V43H244L245 45H246V47H244L245 48V54H241L240 56H242V60H243V55L246 57V60H243V62H245V64H243L242 63V65L240 66V68H238L237 66H235L237 63H241L240 61H238V60H241V59H238L237 60V55H236V53L238 52V51H236V53H235V55H236V57L235 56H232L233 58H234V61L233 60H231L230 62H227V61H229L230 59L227 57V59L225 60V59H223V58H225V56H223V57H220V58H222L223 60L222 61H220L219 59L220 58H218V57H216V56H221V54H222V50L223 49H221V48H224V47H222V45H223V43H222V39H227V41H228V39H229V37H231V38H234V37H237V34H238V32H237V34H236V36H232V33L234 34V32H232L231 33V31H234V30H231L230 32L227 30L228 28L225 26V28L222 26V25H224L225 24V21L223 20V22L221 23V25L219 24L220 23V21H222L221 19H224L225 17H224V13H222V16H220V14L218 15L217 14V11H218V8L216 9L215 8V6H220V8H223V9H221L222 10V12L224 11L225 12V10H227L226 8H232V9H230L232 12L234 11V9H235V13H239L240 15H242V14H244V17H243V15L241 16V18H244V19H246L247 17H252V19H263V21H261V22H259L260 20H256V23L252 20L251 21V18L249 19L250 20V23H249V21H248V18H247V21H248V23L249 24H251V22L253 23L254 22V24L256 25L257 24V21H258V23L259 24H261V25H263V23H264V1H262L261 3L260 2H255V0H246V2H238V1H235V0H197V2H198V4L200 3V4H202L203 3V5L205 4V5H210V7L211 6H214L213 8L214 9H216V13H214V11H210V10H212L210 7V10H208V16L209 15H211V13H213V14H215L216 16H217V18H218V16H220L219 17V20H217V22H218V24L217 23H214V22H212V23H214L215 25H211L212 23H208L207 21L209 20V19H214L213 18V16L211 15V16H207V14L205 13L206 11H204V10H202V12H203V14L205 13L206 14V17H207V19H206V17L203 15V18H202V13L200 14V12H201V10L199 11V15L201 16H199V15H197V17H198V19H196L195 21H196V23H194V24H189V26H193V27H195V29H194V31H184L183 29H181V28H179L180 26L179 25H182V26H184V24H175V23H168V24H163V25H161V23H155V21H159V19L157 18V17H155L156 16V14L155 13H162L160 10L158 11V9L157 8H160V7H157V8H155L154 9V7L155 6H165L166 5V7L167 6H169V5H167V4H174V5H170L169 7L171 8H174L175 9V7H176V5H178L179 3H177L175 0H127ZM194 1V0H193ZM257 1V0H256ZM55 2V3H56ZM125 2H126V0H125ZM128 2V3H129ZM202 2V3H201ZM221 2H225V3H221ZM227 2H229V3H227ZM127 3V2H126ZM231 3H234V4H237L238 6H233ZM143 4V5H142ZM159 4H161V5H159ZM165 4V5H164ZM197 4V3H196ZM136 5H138V4H136ZM204 5V6H205ZM208 5H207V7H208ZM179 6H181V8H183L182 7V5L181 4H179ZM178 6V7H179ZM201 6V5H200ZM168 7V8H169ZM185 7H187V6H185ZM226 7V8H225ZM177 8V7H176ZM180 8V7H179ZM201 8V7H200ZM220 8H219V10H220ZM234 8V9H233ZM148 9V8H147ZM161 9H163L162 7H161ZM208 9V8H207ZM225 9V10H224ZM148 10V11H149ZM195 10H197L196 12H198V9H196L195 8ZM230 10H228L229 12H231ZM156 11V12H155ZM240 11V12H239ZM155 12V13H154ZM210 12V13H209ZM227 12V11H226ZM231 12V13H232ZM242 12V13H241ZM231 13H226L227 15H229V17H231L230 19H232L231 20V23H234V25H235V23H236V21L234 20V22H232L233 21V17L234 16H231ZM238 13H237V15H238ZM155 14V15H154ZM159 14H157V15H159ZM188 14V13H187ZM197 14V13H196ZM233 14V13H232ZM245 14H246V17H245ZM16 15V14H15ZM13 16V14H12V16H5V14L4 15H1L0 16V30H2L3 31V29L4 30H6V31H8V32H10L12 35H13V32H14V34L16 33L15 31H22L21 33H22V38H21V40H19V44H20V46H19V48L17 47V51H15L11 56H9V57H6V56H4V50L2 51V49H1V52H3L2 54L3 55H1V57H0V105H1V101H2V99L4 98V96L7 94V92H9L8 91V89H10V87L15 83L14 82V79L17 77V76H15V75H17L16 74V72L18 73V72H21V74H22V71L20 70V68H18L19 67V65L21 66V59L20 58H22V56H21V54H23L24 52V49L26 50V45H28L27 43H30V46L32 45L31 43H33V39H36L41 45H43L45 48L47 47V51H52V52H54L53 53V55L54 56H56L59 52L61 53L62 52V54H65L66 53V50L68 49V47H66L65 46V44L67 43V40L68 39H74V38H79V43H84L85 44V47H86V50H87V52H89V54H90V59H89V61L86 63V69H85V75H84V78H83V81L81 82V86H82V84H83V86L81 87V86H78V88H76V89H78V91H76L77 93L76 94H74L73 96H72V104H71V108H69V114L72 116L73 114H75L76 113V117L72 120L71 118H66V120L64 121L65 123H68V124H70V128H69V135H68V140H67V142L65 141V142H62L61 140H58V139H55V138H53V137H49V136H47L44 132H43V134H42V132L40 131V132H38V130L37 129H35V126H33L34 124H31V125H27V123H22L21 121H19V120H17L15 117H13V116H10L9 114L7 115V114H5L4 112H3V110H2V112H1V109H0V135L1 134H3V133H9L10 132V134H11V132L12 131H15V130H18V131H20L21 132V134H23V135H26V136H32L33 137V135L36 133H38V135H40V136H42L41 138L43 139V140H41V138L39 137V136H37V137H39L40 138V140L38 141V142H42V143H45L46 144V147H48V148H50V147H52V145L53 144H56V145H60V146H65L64 144H66L67 145V147H68V149H69V146L71 145V143L76 139V137H77V135H78V133H79V131H80V129L82 128V126H83V124H84V122H85V120L87 119V117H88V115L89 114H92L93 115V120H92V123L90 124V126H89V128H88V130H87V132H86V134H85V136H84V138H83V140H82V142H81V145H80V147H82V145L84 144V141H86V140H88L89 138H90V134L97 128V127H99V126H101L100 128H103L104 130H110V132L113 134V136H114V138L112 139V140H110L109 141V145H111V146H113V145H116V143H117V140H119V141H123V143H124V146H123V150L124 151H126L127 153L130 151V148H131V146H132V142H133V139H134V135H133V132H132V127H133V123L132 122H130L129 120H126V119H124V117L121 115V114H123L125 111H126V106H115L114 108H112V109H114V111H116V113L115 114H113V115H110V114H108V112H107V110H108V106H107V102H108V97H109V95H110V93H106V95L104 96V98H103V101L102 102H105V104H103V103H99V99H100V96H101V91H102V89H103V87H104V83H105V73H104V75H103V77L101 78V79H99V81H98V78H100L99 77V75H100V73H101V71H102V69L104 68V65H105V62H106V58H105V55H106V53H111V60L108 62V64H107V66L105 67V72H107L108 71V69L111 67V65L113 64V62L115 61V59L117 58V56L119 55V53H120V51H121V49L123 48V46H124V44L127 42V39H128V37L130 36V34H131V31H132V29H131V26H132V21L131 22H129L128 20H125V21H123L122 19L120 20V18H118V20H116V19H114L113 17H105V16H90V17H87V18H85V19H82V18H78V17H76V16H45V15H39V16H30V15H20V16ZM190 15V14H189ZM214 15V16H215ZM152 16H153V18L155 17V19L157 18V20H154V22L153 21H151L152 20ZM235 16H236V14H235ZM223 17V18H222ZM237 17H239V19H240V16H237ZM193 18V17H192ZM199 18H201L200 19V21H199ZM216 18V17H215ZM221 18V19H220ZM173 18H168V19H166V20H172ZM204 19V20H203ZM226 20L228 19V16L225 18ZM229 19V20H230ZM28 20H29V22H28ZM30 20H34L33 22H30ZM162 19H160V21H161ZM198 20V21H197ZM47 21H51V22H47ZM206 22V23H202V22ZM213 21H215V20H213ZM238 21V20H237ZM45 22H47V23H45ZM151 22H153V23H151ZM227 23L226 24H228L229 26H230V22L228 23V21H226ZM240 22H242L241 20H240ZM244 22H245V20H244ZM263 22V23H262ZM84 23V24H83ZM201 23V24H200ZM247 23V24H248ZM217 24V25H216ZM225 24V25H226ZM240 24H242V23H240ZM245 25H246V23H244ZM174 25H176L174 28H173V26ZM187 25V24H186ZM232 25V24H231ZM258 25V24H257ZM159 26H166V27H171V28H169V29H164V30H158V29H155L156 27H159ZM233 26V25H232ZM247 26V25H246ZM245 26V27H246ZM259 26V25H258ZM177 27V28H176ZM243 27V26H242ZM255 27V28H254ZM227 28V29H226ZM253 28H254V30L256 29V26H253ZM258 29H260V27H257ZM262 28H264V25L262 26ZM261 28V29H262ZM232 29V28H231ZM246 29V28H245ZM257 29V30H258ZM264 30V29H263ZM204 31H206V32H204ZM259 31H261V36L260 37H262V30H259ZM258 31V32H259ZM209 32H210V34H209ZM245 32V30L243 29V33ZM257 32V33H258ZM2 33V32H1ZM10 33H8V34H10ZM235 33H236V31H235ZM6 34H7V32H6ZM11 34H10V36H11ZM259 34L260 33H258V36H259ZM263 34H264V32H263ZM102 35V36H101ZM241 35V34H240ZM9 36V35H8ZM16 36V35H15ZM249 36V38H247ZM251 36V37H250ZM14 37V36H13ZM94 37H95V39H94ZM238 37H241V36H238ZM242 37H243V35H242ZM245 37V36H244ZM243 37V39L241 38L240 40H238V41H236V42H240V43H243V41L245 40V38ZM15 39L16 38H18L17 36L16 37H14ZM253 38V41H251V39ZM209 39L213 42L212 44H213V51L214 52H219V54H216V56H215V58H218V61H217V63H225L224 65H226V63H230L231 64V62H235V60H236V62H235V64L232 66V68H229V67H227L228 68V70L226 69L225 71H227L226 72V74L227 75H229L228 74V72H229V70H232V71H230L231 72V74H230V77L231 78H229V76H227L228 78V82L227 81H225L226 80V74H225V71L224 72H222V74H220L221 76H223V74H225V77H223V79H221V76H220V79H221V82H223L222 80H224L225 82H227L228 84L227 85H230V86H228V87H231L232 86V84H237V86H239L240 84L239 83H243L244 82V85H246V86H244L243 87V85H241L242 87L240 88V86H239V90H243V91H245L246 90V88H247V90L249 91L248 92V95H246V92L244 93L243 91H241L240 93H239V98H240V102H242L243 101V99H244V101H245V103H246V99L248 100V103H247V105H246V107L249 109V111H248V109H247V111L249 112V113H255V115H250L249 113V115L248 116H251L250 118L245 114V115H242V113L240 114V118H242V117H244V116H246V117H248V119H246V118H244L245 119V122H243L242 123V121L243 120H238L239 118H237V115L239 116V112H237V114L235 113V110H236V108L235 107H233V109H231V107L234 105L233 103V105H231V102H230V105H231V107H230V109L231 110H234V112L233 111H231L233 114H231L230 113V111H229V113H227V114H229V115H226L225 113H226V110L224 111L225 113L223 114V111H222V114H221V117L219 116V118H218V116L216 117L215 116V114H216V111H215V109H218L217 108V106H219L218 104H220L218 101H219V99H217V103H216V105H215V103H214V101L216 100H214V99H212L210 96H209V98H211V100H212V102L214 103V106H216V108H213V111L215 112H208L207 114L209 115H205L204 116V118L202 117V114H203V110L201 111V114H200V107H198V109L196 108V107H194V105H193V100H194V98L196 97V95H197V93L196 94H194V89L192 88V87H182V86H180V87H177L178 89H175L176 90V94H177V96H176V98L181 102V104H177V103H172L173 102V100H175V99H172V97H171V95H169V93H167L168 91L164 88V85H165V83L167 84V83H170V81H172V82H174L175 84H177V83H179V81H182L183 80V78H184V76L185 75H187V74H194V72H195V75H196V73H197V71H199L200 70V68H203V66L205 67L206 65H204L203 64V62H201V58L200 57H198L197 58V62L196 63H193V64H191V66H189V65H187L186 63H185V60L186 59H188L189 58V56L187 55V48L185 47V44L187 43V42H190V43H192V45H194V48H193V50H197V51H199V52H202L203 51V48L202 47H200L199 45L201 44V46H202V44L203 45H210V43H211V41H209ZM236 39V38H235ZM238 39V38H237ZM247 39H250L249 41L247 40ZM263 39H264V36H263ZM18 40V39H17ZM30 40H32L31 42H29ZM243 40V41H242ZM233 41V39L231 40V42ZM21 42V43H20ZM34 42H36V41H34ZM229 42V41H228ZM8 43V42H7ZM78 43V42H77ZM4 44H5V42H4ZM34 44V43H33ZM36 44V43H35ZM233 45H234V48H235V46L237 45V43H234V41H233V43H232ZM258 44H257V47H258ZM230 45H231V43H230ZM240 44H238V46H239ZM241 45H243V44H241ZM240 45V46H241ZM2 46H3V44H2ZM8 46V45H7ZM244 46V45H243ZM260 46V47H261ZM11 47V46H10ZM79 47V45H74V46H72L71 48H70V50H72V51H77V48ZM248 47V48H247ZM30 48V47H29ZM28 48V49H29ZM44 48V49H45ZM226 48V47H225ZM224 48V49H225ZM229 48H230V46H229ZM232 48V49H231ZM229 50H228V48L226 49L228 52H225V55L227 54L228 56H229V54L230 53H232V54H230V58H231V55H234V51L232 52V50H234L233 49V47H231ZM240 48V47H239ZM243 48V47H242ZM31 49H32V47H31ZM34 49V48H33ZM50 49V50H49ZM221 49V50H220ZM260 49H263V50H260ZM236 50V49H235ZM6 51H7V48H6ZM5 51V52H6ZM8 52V51H7ZM6 52V53H7ZM10 52V51H9ZM214 52H213V54H214ZM224 52H223V54H224ZM11 53V52H10ZM51 53V52H50ZM8 54V53H7ZM6 54V55H7ZM52 55V53H51V56H50V58H51V60L53 59V56ZM238 55H239V53H238ZM252 55V56H251ZM47 57V56H46ZM192 58V57H191ZM110 59V58H109ZM232 59V58H231ZM245 59V58H244ZM50 60V59H49ZM50 60V61H51ZM250 60L252 61V63L250 62ZM220 61V62H219ZM226 61V62H225ZM261 61V62H262ZM253 62H255V65L257 66H254V63ZM260 62V63H261ZM21 63V64H20ZM219 64L217 67H219V66H224L223 65V63L222 64ZM51 64V63H50ZM233 64V63H232ZM239 64H237V65H239ZM250 64H252L251 66H250V68H249V65ZM37 65V64H36ZM35 65V66H36ZM46 65H48L49 66V63H46ZM243 65H245V66H243ZM246 65H248V68L250 69H248L247 68V66ZM227 66V65H226ZM237 67V68H235V67ZM245 68H247V69H243L242 71H244V70H246L247 71V73L248 72H250L251 71V73L249 74V75H251L252 74V72L254 73L255 72V70H256V73H257V71L258 70H260V72L258 71V73H257V76L259 75V79H258V77H256V76H254V78L256 77L257 78V80L256 79H254V78H252L251 76L249 77V75H248V78H249V80H250V82H249V80H247L248 78H246L247 77V74L245 75V73L246 72H243L244 73V78H246L245 80H242L240 77H241V75H242V72H241V69L243 68V67ZM253 66L254 67H256L255 69H253ZM23 67V66H22ZM44 67H45V64H44ZM189 67L191 68V72L190 71H187V70H189ZM207 67H209V65L207 66ZM207 67H205V69L207 68ZM231 67V66H230ZM47 68V67H46ZM224 68V67H223ZM17 69H19L20 71H17ZM50 69V68H49ZM197 70V71H194L193 72V70ZM204 69V68H203ZM208 69V71H209V68H207ZM206 69V70H207ZM225 69V68H224ZM237 69V70H236ZM164 70H167V73L165 74V75H167L166 77L167 78H164L163 76V72H164ZM215 70L217 71L218 69L217 68H215ZM236 70V72H237V74H239V72H241V75H240V77H239V75L238 76H234L233 75V71H235ZM249 70V71H248ZM25 71V70H24ZM46 71V70H45ZM206 71L207 72V74H210L212 71ZM216 71H215V73H216ZM205 72V73H206ZM214 72V71H213ZM221 72V71H220ZM229 72V73H230ZM236 72H234V74L236 73ZM205 73H203L202 72V75L201 76H203V74H205ZM215 73H211V74H213V75H215L214 77H216V76H218L219 75V73L218 74H215ZM149 74V80H148V84L145 86V84H144V80H145V76L146 75H148ZM198 74H199V72L197 73V76H198ZM263 74H264V72H263ZM19 75V74H18ZM213 75L211 76V77H209V75H204L205 77H206V79H207V77H208V79L210 80V78H213ZM234 76V77H233ZM243 76V75H242ZM93 77H94V79H93ZM219 77V76H218ZM217 77V79H219ZM263 77V76H262ZM235 78H236V80H235ZM238 78L240 79V80H238ZM243 78V79H244ZM251 78L253 79V81L251 82ZM40 78H38V81H41V80H39ZM93 79V81H92V83H90V81ZM202 79V78H201ZM207 79V80H208ZM217 79H215L216 81H217ZM32 80H34V79H32ZM75 80V79H74ZM199 81H200V77H199V79H198ZM207 80H206V84L205 85H208L209 83H207ZM208 80V81H209ZM59 81H61L60 80V78H59ZM63 81V80H62ZM61 81V82H62ZM76 81V80H75ZM35 82V81H34ZM49 81H47V83H48ZM97 82H99V84L97 85V87L94 89L95 91H93V88H94V86H96L95 84L97 83ZM203 82V81H202ZM220 82V81H219ZM24 83V82H23ZM29 83V82H28ZM27 83V84H28ZM30 83H31V81H30ZM29 83V84H30ZM89 83H90V85H89ZM248 83V84H247ZM252 83V84H251ZM263 83H264V81H263ZM262 83V84H263ZM46 84V83H45ZM56 84H57V82H56ZM55 84V85H56ZM222 84V83H221ZM251 84V85H250ZM113 85L111 86V88L109 89L110 90V92H111V94H113L115 91H116V87L115 88H113L112 89V87H113ZM233 85V86H234ZM250 85V86H249ZM254 85V84H253ZM24 86V85H23ZM41 86H42V84H41ZM40 85L38 86V88L40 87L41 89H42V87H41ZM232 86V87H233ZM236 86V85H235ZM236 86V87H237ZM249 86V87H248ZM252 86V87H251ZM261 86V85H260ZM14 87V86H13ZM47 87V86H46ZM221 87H223V84L220 86V89L218 90V91H223V88H221ZM263 87V86H262ZM37 88V87H36ZM226 88V87H225ZM224 88V89H225ZM244 88H245V90H244ZM216 89H218V88H216ZM263 89V88H262ZM55 90H57V89H55ZM60 90V89H59ZM246 90V91H247ZM196 91V90H195ZM217 91V90H216ZM224 91H226V90H224ZM231 91H233V90H231ZM237 91H238V89H237ZM252 91V92H251ZM220 92V93H221ZM234 92H235V90H234ZM259 93V95H261V96H259V97H261V98H257V95H258V93ZM264 92V91H263ZM34 93H36V92H34ZM217 93H219V92H217ZM220 93H219V95H220ZM222 93H224V92H222ZM226 93L228 94L229 92H227L226 91ZM230 93H231V95L232 96H230ZM229 93V96H230V100L232 99V100H234L235 99V97L237 96V95H234V94H236V92L234 93V94H232L233 92H230ZM91 94H93V95H91ZM200 94L201 93H199L198 95L200 96ZM8 95V94H7ZM32 95V94H31ZM56 95H57V92H56ZM184 95V96H183ZM16 96H17V94H16ZM126 96V98H125V100L126 99H129L128 97ZM182 96H183V98H184V100H183V102L185 101V100H187V101H185L184 103H182ZM198 96V97H199ZM225 96H226V94H225ZM201 97H202V94H201ZM201 97H199V99L197 100V97H196V100H194V101H196V102H199V100H200V98ZM206 97H207V95H206ZM216 98V96H213V98ZM232 97H234V98H232ZM252 97V96H251ZM206 101H205V103L207 102V104H208V106L207 107H210L211 105H212V103L208 100L209 98H205V97H203ZM218 98V97H217ZM227 98H228V96H227ZM18 99V98H17ZM177 99L175 100V101H177ZM222 99V98H221ZM261 99V100H260ZM5 100V99H4ZM201 100H202V98H201ZM201 100H200V104H202L203 105V103H201ZM231 100V101H232ZM250 100H252V104H253V106H254V109H255V112H253L254 110H252V109H250L251 107H252V105H249L250 103H251V101ZM263 100H264V98H263ZM191 101V102H190ZM209 101V102H208ZM243 101V102H244ZM18 103H19V101H17ZM216 102V101H215ZM256 103V105H254ZM257 103H258V105H257ZM263 101H262V106H263ZM196 104V103H195ZM197 104H199V103H197ZM196 104V105H197ZM200 104L198 105V106H200ZM78 105V106H77ZM201 105V106H202ZM210 105V106H209ZM240 105H241V103H240ZM260 105V106H259ZM213 106V105H212ZM211 106V107H212ZM225 106V105H224ZM223 106V107H224ZM226 106H228V105H226ZM241 106H245V104L244 105H241ZM259 106V107H258ZM1 108L3 107V106H0ZM5 107V106H4ZM3 107V108H4ZM181 107V108H180ZM221 109H223L224 110V108L222 107V104H221ZM246 107H243V108H246ZM257 108V110H256V108ZM264 107V106H263ZM27 108V107H26ZM202 108H204V106H202ZM14 109V108H13ZM19 109H20V107H19ZM31 109V108H30ZM197 109V110H196ZM200 109V110H199ZM226 109H228V110H230L229 109V107H227ZM261 109H263V111H264V108H261ZM5 110V109H4ZM24 110V109H23ZM27 110H28V108H27ZM8 111V110H7ZM10 111V110H9ZM8 111V112H9ZM18 111V110H17ZM113 111V110H112ZM198 111H199V114L201 115V118H203V119H199L200 118V115L198 114ZM246 112V109L245 110H242V112ZM251 111V112H250ZM256 111H257V114H258V117H259V120H258V118H257V114H256ZM19 112H21V111H19ZM24 112H25V110H24ZM28 112V111H27ZM78 112V113H77ZM184 112V111H183ZM186 112V111H185ZM196 112H197V114H196ZM13 113V112H12ZM11 113V114H12ZM26 113V112H25ZM25 113H23L24 114V116L22 117V118H24L25 117ZM263 113V112H262ZM192 114H194L193 112H192ZM205 114V113H204ZM203 114V115H204ZM236 114V115H235ZM185 115V114H184ZM211 115H214V119H215V117L216 118H218V119H215L214 120V126L215 127H213L212 128V125H213V123H211V121H213V116L211 117ZM222 115H223V117H222ZM224 115H226V119L228 120L229 118H231V117H229V116H232L233 118H235L234 119V121H227L226 119H223V121L221 120L222 118H224ZM241 115H242V117H241ZM263 115H264V113H263ZM22 116V115H21ZM28 116V115H27ZM26 116V117H27ZM193 116V117H194ZM208 116V118H209V120H208V118H205V117H207ZM227 116H228V118H227ZM252 116H255L254 118H255V122H256V120H257V123L255 124V126H254V124H253V128H251V122H254V118H252ZM19 117V116H18ZM110 117V119L109 120H106V118H109ZM199 117V118H198ZM20 118V117H19ZM28 118V117H27ZM33 118H34V116H33ZM233 118H231V120H233ZM26 119V118H25ZM29 119V118H28ZM141 121L143 120V117H140L139 118ZM243 119V118H242ZM250 119V120H249ZM251 119H253V121L251 120ZM24 120V119H23ZM22 120V121H23ZM182 120V119H181ZM198 120V121H197ZM205 120H208V122L207 121H205ZM219 120H221V121H219ZM227 121V122H226ZM263 122V123H262ZM195 123V124H194ZM29 124V123H28ZM36 124V123H35ZM229 124V125H228ZM236 124L238 125V126H236ZM141 128H140V134H141V136H140V138L143 140V139H145L146 138V135H147V127H146V123L144 122V121H142L141 122ZM37 126V125H36ZM38 126H39V124H38ZM194 126H192L191 128H188V133H189V130H195V129H193L194 128ZM217 126V127H216ZM182 126H175V128L173 129L174 130V132L175 133H180V128H181ZM204 127H206V128H204ZM246 127H248V130L250 129V130H252V131H254V132H247V135H246V131H244L243 132V134L245 133V135H243L242 134V130L244 129V130H247V128ZM39 128V127H38ZM196 129L197 130V132H198V134H200V132L202 131V130H199V129ZM217 128V129H216ZM240 128H242V130H239ZM259 127H258V131H260L261 129H260ZM23 129H26V131H24ZM40 129V128H39ZM183 130V134H184V130H186L185 129V127H183L182 128ZM207 129H209V128H207ZM236 129V130H235ZM42 130V129H41ZM235 130V131H234ZM247 130V131H248ZM208 133L210 132V131H208V130H206ZM237 131V132H238ZM220 131L218 130V133H219ZM236 132V133H237ZM192 133V132H191ZM210 133H212V132H210ZM222 133V132H221ZM225 133H227V132H225ZM229 133H227V135L230 137V134ZM232 133V134H233ZM236 133L234 134V136L236 135ZM239 133H238V135L235 137V138H232L231 140L233 141V139H236V138H238L240 135H239ZM259 134H260V132H258ZM17 134V133H16ZM45 134V136H43ZM231 134V135H232ZM264 135V133H261V135ZM8 135V134H7ZM6 135V136H7ZM11 135H13V134H11ZM213 135V134H212ZM211 135V136H212ZM219 135H220V133H219ZM263 135L262 136H259V141H262L263 139H264V137H263ZM199 136V135H198ZM198 136H196V137H198ZM215 136V138H216V136L217 135H214ZM221 136V135H220ZM240 136V137H241ZM249 136H247V137H249ZM3 137V136H2ZM11 137V136H10ZM183 138H185V135H183L182 136ZM181 137V138H182ZM202 137V136H201ZM239 137V138H240ZM241 137V138H242ZM247 137H245L246 139H244V138H242L241 139V141L243 140H245V142L247 141ZM11 138H13L14 140L16 139V137H11ZM10 138V139H11ZM26 138V137H25ZM34 138V137H33ZM192 138V137H191ZM203 138V137H202ZM202 138H201V140H202ZM211 138H213V137H211ZM210 137H208V139L210 140L211 139ZM217 138H221V137H219V136H217ZM250 138V137H249ZM255 138V137H254ZM258 138V137H257ZM263 138V139H262ZM30 139V138H29ZM44 139L46 140V142H49V143H46L45 141H44ZM229 138H227V140H228ZM261 139V140H260ZM185 140H187V138H185ZM184 140V142H186ZM194 140V139H193ZM195 140H196V138H195ZM199 140H200V136H199ZM254 141V139L253 138H250V140H248L249 142L250 141ZM255 142H257V139L255 138ZM36 141V142H37ZM188 141H190V142H193L194 143V141H191L190 140V138H189V140ZM212 141H213V143H214V145L217 143H221V141H223L222 140V138L220 139V141L219 140H213V139H211L210 141H208L207 140V142L206 143H208V142H211L212 143ZM217 141V142H216ZM219 141V142H218ZM226 141V140H225ZM235 142H237V140H234ZM239 141V140H238ZM252 141V142H253ZM258 141V142H259ZM3 142V141H2ZM189 142V143H190ZM216 142V143H215ZM235 142H232V144L231 145H229V146H232L233 144L235 145L236 144V147L235 148H233V147H230L229 149H231L232 150V148L233 149H235V150H239L237 147L242 143H240V142H237V143H235ZM263 142H264V140H263ZM263 142L262 143H260L261 144V148L258 146V144L259 143H256V145L258 146H254L255 147V149L256 150H258L259 148V152L257 151V153H255L256 155L255 156H261V155H263V154H260V150H262V148L264 147H262V145H263ZM51 143V144H50ZM183 143V142H182ZM199 143V142H198ZM212 143V144H213ZM36 144V143H35ZM74 144V143H73ZM184 144V143H183ZM215 145L216 147H217V149L219 148V145L220 144H218V145ZM239 144V145H238ZM249 143H247L246 144V147H251L250 149L251 150H253L254 148H253V145L251 144H249ZM4 145V150L5 151H7V149L9 150V149H11V150H14L12 153H13V155L14 154H16V153H19V152H21V151H19V149L18 148H16V146H14V145H12V144H3ZM189 145H191V147L193 148V144H189ZM214 145H213V147L212 146H210V147H212V149H214ZM238 145V146H237ZM242 145L243 144H241L239 147H242ZM248 145V146H247ZM26 146V145H25ZM195 146V149L193 150L190 146H189V148L192 150V151H195L194 152V154H201V152H197L198 150H200L201 148V146H202V144H201V141H200V144H198V146L197 145H194ZM198 148H197V147ZM200 146V147H199ZM204 146V145H203ZM209 147V145L207 144L206 145V147ZM223 146H225V147H227V149H228V145L226 146L225 144L223 145L222 144V147ZM245 146V144L243 145V148H246V147H244ZM31 147V146H30ZM66 147V148H67ZM71 147V146H70ZM182 147H183V145H182ZM185 147V146H184ZM205 147V146H204ZM206 147H205V149H203V147H202V149H201V151H202V154L200 155L201 157L200 158H202V156H204V154L206 155V151H207V154H208V152L210 151V154L212 153L211 151V149L210 150H206ZM207 147V148H208ZM221 147V146H220ZM224 147V149H225V152L227 153V154H229L230 152H228V151H226L227 149ZM32 148V147H31ZM65 148V149H66ZM200 148V149H199ZM237 148V149H236ZM258 148V149H257ZM24 149V148H23ZM51 150H52V148H50ZM63 149V148H62ZM197 149V150H196ZM209 149V148H208ZM217 149H215V150H217ZM221 150H222V148H220ZM219 149V150H220ZM21 150V149H20ZM32 150V149H31ZM42 150H43V148H42ZM166 150H168V148H166ZM186 150V149H185ZM185 150H183L184 152H185ZM187 150H189V149H187ZM186 150V151H187ZM204 150H206V151H204ZM214 150V151H215ZM219 150L217 151L218 152V156L216 157V159H218L219 158V161H220V159H223L221 162H220V165L224 168V169H221L222 167H220V166H217L218 165V163H219V161H216V159H214V162H213V160H210V162L212 161V163L213 164H215V162H217L216 164V168H214L215 166L214 165H212L211 167L212 168H214L215 170H216V172L218 173H216L217 175H213L214 177H215V180L217 181V179H216V177L220 174H224V175H222L223 176V178L220 180V175L218 176L219 177V179H218V181H217V184H219V182L220 181H224L226 184H228L227 185V187L226 188H230L231 190H233L234 188L232 187V186H234L235 187V189L233 190V191H235L236 189H238V187L239 188H241V187H243L242 185H245L244 183H247V179H254V177H255V175L254 174H256V179H254V181L255 180H257V178L258 177H261V179L260 178H258V179H260L259 181H261L262 182V184L260 185V184H258V186H259V189H260V187L263 185V187H264V181H262V180H264V164L262 163V160H263V158H264V156H261L260 158H261V163L262 164H259L260 165V167L261 166H263V169L261 170L262 172H263V174H261V175H259V176H257L258 174L257 173H254V172H256L255 170L253 171L252 169H253V167H255V168H257L259 165L258 164H254L253 165V167L252 166H250L249 164H251V158L252 157H254V155L253 154H250V153H252V151L250 150V153H249V151L247 152V151H245V149H242V150H244V151H242L244 154H245V152H246V154L244 155L243 153V155H241V153L240 154H238V155H240V157H242V156H244V157H246L247 159H249L247 156L249 155V156H251V158H250V160H248V167L246 166V168L245 167H241V166H245V165H243V164H241V163H238V166H239V171H240V169L242 168H244L242 171H244L245 172V175H244V177L241 175V173H239V171L237 170V172L235 171L236 169H235V167H233L234 166V163L236 162V160L235 159H237V158H235L236 157V153L234 152H231L230 154H234L230 159H227L228 160V162H229V169H228V165L226 164L227 162H225L226 161V159H224L225 157H229V155H227L226 154V156H225V154H224V158H220L219 157V155L220 156H222V152H224V150H222V152H219ZM220 150V151H221ZM264 150V149H263ZM4 151V152H5ZM28 151H30V149L28 150ZM35 151V150H34ZM64 152L62 153V155H61V160L58 162L59 164H57V166H55V169H57L56 171H58L59 170V167H58V165H61V161L62 160H64V158L63 157H65V154H67V150H63ZM203 151L205 152V153H203ZM254 152H255V150H253ZM52 152V151H51ZM179 152H181V151H179ZM216 152V151H215ZM214 152V153H215ZM216 152V153H217ZM241 152V151H240ZM263 152V151H262ZM9 153V152H8ZM12 153H10V155L12 154ZM38 153V152H37ZM36 153V154H37ZM42 153H45V152H42ZM53 153V152H52ZM177 153V152H176ZM183 153V152H182ZM186 153V152H185ZM213 153V154H214ZM215 153V154H216ZM259 153V155H257ZM5 154L7 155V153L5 152ZM19 154H21V153H19ZM49 154H50V151H49ZM169 154V153H168ZM171 154V153H170ZM174 154V153H173ZM187 154V153H186ZM189 154H191V152L189 153ZM213 155V156H216V155ZM22 155H23V153H22ZM29 155V152H28V154H27V156ZM31 155V154H30ZM34 154H32L31 156H33ZM178 155H179V157H177V161L179 160V158L180 159H182L183 158V156L182 155H185V154H181V156H180V154L178 153ZM197 155V156H198ZM209 155V154H208ZM9 156V155H8ZM8 156H6V157H4V156H1L0 155V193H3L4 191H2V186H4L5 188H6V190H10V192H11V198L13 199V200H16V201H18V202H20V203H22V201H23V199H24V195H23V193H22V188L20 187V186H22V185H18L17 183H15L13 180H15V179H13L12 180V178H16L18 181L19 180H22V181H26V182H28V183H30V184H38L40 187H39V189H40V191H42L43 189H42V186L45 188L44 190H46L47 191V189H49V187L51 186V184H53V179L55 178V176H56V174H55V172L53 171V173L51 174V176L49 175V173H51V168H53L52 166H53V161L51 162V160H53V158L50 160V156L48 155L47 157L45 156L44 158L42 157V158H40L39 159V162H38V160L36 161V162H38L37 164H36V166L35 165H33V167H32V165H30L31 163H32V161H30L31 159H29V158H27V156H25V155H23V156H25V158H27V159H29V165L28 164H26V163H28L27 161H26V163L24 162L23 163V160H20L19 159V157L17 158V156H14L15 158H13V157H8ZM168 156V155H167ZM176 156V155H175ZM175 156H173L174 157V160H172L173 158H171V160L173 161V162H175L176 160H175ZM213 156H211L210 155V157H213ZM28 157H30V156H28ZM34 157H35V155H34ZM34 157H31V158H34ZM49 157V158H48ZM52 157H53V155H52ZM182 157V158H181ZM208 156L206 155V157H204V158H206V159H208V158H210V157H208ZM227 157V158H228ZM239 157V156H238ZM24 158V159H25ZM199 157H198V159H200ZM246 158H245V161H246ZM257 159H258V157H256ZM212 159V158H211ZM242 159V158H241ZM241 159H240V161H238V162H241ZM253 159V158H252ZM26 160V159H25ZM41 160V161H40ZM166 160H167V162H166ZM225 160V161H224ZM244 160V159H243ZM242 160V161H243ZM166 162L167 164L166 165H169V166H171L170 164H169V162H171L172 163V161H170V159H167L166 158V156H159V157H156V158H154L153 160H150L148 163H151V164H154V163H163V162ZM169 161V162H168ZM201 161H202V159H201ZM63 162V161H62ZM164 162V163H165ZM208 162V161H207ZM257 162L259 163V160H257ZM264 162V161H263ZM243 163H245V162H243ZM33 164V163H32ZM173 164H175V163H173ZM209 164H211V163H209ZM209 164L207 165V166H209ZM30 166L31 168H29V167H27V166ZM227 165V167H226V169H225V166ZM258 165V166H257ZM214 166V167H213ZM201 167H204V166H201ZM210 167V168H211ZM220 167V169H218V168ZM237 167V166H236ZM251 168V170H252V176L254 175V177H251V175L248 173L249 172V169L248 168ZM259 167V168H260ZM254 168V169H255ZM258 168V169H259ZM109 171L107 172V173H105V174H100V175H97L96 176V184L97 183H99L100 181H103V182H106V181H111L113 178H114V176L117 174V175H123V174H125L126 175V173L129 175L130 174V171H129V168H122V169H120V170H118V171H113V169H112V167L111 166H109ZM208 169V168H207ZM213 169V170H214ZM217 169L220 171V170H222V172H223V170H225L223 173H220V172H218L217 171ZM247 169V170H246ZM258 169H256V170H258ZM205 170V169H204ZM209 171H210V169H208ZM213 170H211L210 171V173H209V175L213 172ZM214 170V171H215ZM229 170V172H227L226 173V171H228ZM50 171V172H49ZM203 171V170H202ZM242 171H240V172H242ZM259 171H260V169H259ZM246 172H247V175H248V177H246ZM8 173L10 174V176L8 175ZM57 173V172H56ZM171 173V172H170ZM215 173V172H214ZM237 173V174H236ZM172 174V173H171ZM227 174V175H226ZM239 174H240V176H239ZM48 175H49V177H48ZM55 175V176H54ZM212 175V174H211ZM238 175V176H237ZM250 175V176H249ZM124 176V175H123ZM217 177V178H218ZM208 178V177H207ZM212 178V176H210V178L209 179H211ZM208 180V179H207ZM220 180V181H219ZM243 180H247V181H243ZM209 181V180H208ZM214 181V179L212 180L211 179V181L210 182H213ZM229 182V183H227V182ZM237 181H243V182H241L242 184H240V183H237L236 185H238L237 186V188H236V186H235V183L237 182ZM254 181H252L253 182V184H251V185H254V184H256V182H254ZM258 181V180H257ZM215 182V181H214ZM211 183L212 184V186H214L216 183ZM235 182V183H234ZM20 183V182H19ZM221 183V182H220ZM233 183V184H232ZM23 184V183H22ZM216 184V187H218L219 188V186ZM241 186H240V185ZM27 185V184H26ZM25 185V186H26ZM205 185V184H204ZM221 185H223V183H221ZM247 185V184H246ZM245 185V191L244 192H247L246 193V195H245V193H244V195L246 196H244L245 198H243V199H245L244 201H248V203H252V201H250V199H251V197L249 198L248 197V199H247V196H248V193H249V191H247V189L248 190H250V195L251 196H253V195H256V193H261V192H258L259 191V189H258V191L256 190V193H254L253 194V192H251L252 190V188H247V186ZM28 186V185H27ZM169 187V189L170 188H172V190L171 191H173V189H178V188H176L177 186H179V185H177V186H175V187H173L172 186V183H170V186H169V184L168 185H166L165 187ZM172 186V187H171ZM202 187H203V185H201ZM224 186H225V184H224ZM256 186V185H255ZM254 186V187H255ZM257 186V187H258ZM167 187V188H168ZM222 187V186H221ZM232 187V188H231ZM252 187V186H251ZM254 187H253V189H254ZM32 188V187H31ZM38 188V187H37ZM179 188H180V186H179ZM211 188H214V187H211ZM217 188V189H218ZM38 189V190H39ZM42 189V190H41ZM51 189V188H50ZM166 189V188H165ZM169 189H168V191H169ZM180 189H182V187L180 188ZM220 189V188H219ZM223 189V188H222ZM244 189V187L243 188H241V190H243ZM35 190H36V188H35ZM37 190V191H38ZM179 190V189H178ZM212 190V189H211ZM214 190H215V188H214ZM228 190V189H227ZM230 190V191H231ZM239 191H240V189H238ZM28 191V190H27ZM46 191H44V192H46ZM167 191V190H166ZM170 191V192H171ZM205 191V190H204ZM204 191H202V193L204 192ZM216 191V190H215ZM219 191V190H218ZM222 191H224V192H226L225 190H222ZM221 191V189H220V192H218L217 193V196L218 195H222V192ZM230 191L228 192L229 194H231L230 193ZM232 191V193L233 194H231L230 196L232 197H234V199L236 198V195L237 194H239V193H241V192H239V193H237L238 191L236 190V195H234L235 193ZM261 191V190H260ZM49 192V191H48ZM178 192V191H177ZM212 192V191H211ZM243 192V191H242ZM263 192V191H262ZM6 193V192H5ZM4 193V194H5ZM38 193V192H37ZM164 193H166L165 191H164ZM168 194H171L170 196H172V193H173V195H178L179 194V192L178 193H174V192H171V193H169V192H167ZM166 193V194H167ZM182 193V192H181ZM208 193H209V191H208ZM6 194H8V191H7V193ZM51 194V193H50ZM167 194V198H169L170 196ZM204 194V193H203ZM253 194V195H252ZM39 196H40V194H38ZM180 195V194H179ZM201 196H203L202 194H200ZM214 195V197H216L215 199L217 200V196H215L216 194L214 193L213 194ZM221 195L219 196L220 198H222L223 196L225 197V195H227V196H229L228 194H226L225 193V195H222V197H221ZM261 195V194H260ZM259 195V197H264V195L263 196H260ZM29 196V195H28ZM31 196V195H30ZM166 196V195H165ZM169 196V197H168ZM238 196V195H237ZM42 197V196H41ZM223 197V198H224ZM232 197V198H233ZM242 197V196H241ZM255 197H257V196H255ZM30 198V197H29ZM31 198H33V196L31 197ZM35 198H37V197H35ZM40 198V197H39ZM38 198V199H39ZM171 198V197H170ZM212 198H213V196H212ZM222 198V199H223ZM262 198H260L261 200H259V198H257L259 201H261V202H256L257 204L258 203H260L261 204V206H259V207H262V205H264V203H262L263 201H264V199H263V201H262ZM234 199H232L233 201H234ZM237 199H238V197H237ZM243 199H242V201H243ZM20 200H22V201H20ZM33 200V199H32ZM41 201H39L40 203H39V205L38 206H36V204L35 205H31V204H25L24 202L22 203V204H24V205H26L28 208H27V214H28V216H30L29 217V220H28V222H27V228H26V230H25V233H24V236H23V238H22V240H21V242H20V244H19V249L17 250V252H16V254H15V256L13 257V259H12V261L9 263V264H57V258H58V255H59V252L61 253V249H59V248H61L60 246L59 247H55V246H53V245H51V243H53V242H50L49 243V241L45 238V236H42L41 235V233H40V236H38L37 238H32L31 237V235H30V230H31V228L32 227H36V222H39V221H42V222H45V223H48V224H50V225H52V224H54L53 223V219H51L49 216H48V214L51 212V211H53L52 210V207H51V203L49 202V201H47L46 200V196H45V194H44V196L42 197V199H40ZM209 200H211V198L209 199ZM214 199H212V201H213ZM218 200H219V198H218ZM224 200H226V201H230V199H229V197H228V200L225 198ZM251 200H253L254 202H253V206H252V204H248V203H246V204H248V207L246 208L247 209V211H245V212H247V213H249L250 214V206H252V207H254L255 205H257L256 203H255V201L256 200H254L253 198L251 199ZM175 202H177L178 200H174ZM246 201V202H247ZM31 202V201H30ZM173 202V201H172ZM175 202H173V203H175ZM179 202V201H178ZM177 202V203H178ZM207 202H208V200H207ZM214 202V201H213ZM212 202V203H213ZM218 202V201H217ZM217 202H215V203H217ZM220 202H221V204H219L218 206L219 207H217V209L215 210L214 208H215V206H214V203H213V205H212V203H210L209 205V208H210V210L212 211V213H208L210 216H212L211 214H213V215H215L214 213H213V210L212 209H214L215 210V213L217 214V216H219V217H222L223 218V220L225 221V222H227V224L226 223H224V224H226V227H228V229H230L227 233V235H226V232L224 233V230L225 231H227V228L224 226V224H222V221L221 222H215V224H213L214 225V229H213V231L215 232V230H219L220 228H222V227H225V228H222V232L220 231V232H218V231H216V234L218 235V236H220V237H217L216 238V234L214 235L215 237L214 238H216V243L215 244H217L218 246H219V244H220V240H222L223 241V237L226 239V241H224V243H223V245L225 246H223L222 244V248H220V249H218L217 248V245L216 246H214V248H215V250H216V252L218 251V250H220L221 252H223V251H228V250H230V251H228V255L227 256H229L230 254V252H231V246H234V245H239V246H241V247H243V248H240L239 249V252L237 253V254H235V255H231V256H229L228 258H226L227 256L226 255H224V262L225 263H222V264H264V251L263 250H259L258 248H259V245H261L259 242V240L261 239V242L264 240V210H263V208L262 209H260V211H258L259 212V214H260V216H259V218L257 217L259 214H257L258 212L257 211H255V213H252V214H254V216L256 215V217H257V222L258 223H260V224H258V226H256V227H252V229L253 228H257L255 231L256 232H254L255 234H251V233H248V232H245V234L243 233V234H238V233H234L233 231H232V229L234 228V226H235V224H236V217L235 216H237L239 213H240V210H242L241 208L242 207H240V210H238V214L236 213V212H232V210L230 211V210H228V208L230 207V209L232 208V206H233V204L232 205H230V206H226L225 204L227 203H225L224 205L222 204V202L224 203L225 201H222V200H220ZM232 202V201H231ZM236 202V201H235ZM241 201L239 200V203H240ZM33 203H34V200H33ZM132 203H133V200H132ZM135 203V202H134ZM168 203H169V200H168ZM176 203V204H177ZM219 203V202H218ZM217 203V204H218ZM234 203V202H233ZM244 203V202H243ZM242 203V204H243ZM178 204H181V202L180 203H178ZM227 204H229V203H227ZM255 204V205H254ZM132 205V204H131ZM134 205V204H133ZM172 204H171V202H170V206H171ZM213 207H212V206ZM240 205V204H239ZM250 205V206H249ZM174 206H176V205H174ZM178 206V205H177ZM168 207H169V205H168ZM172 207V206H171ZM171 207H169V208H171ZM183 206L181 205V207H179V211H178V207H174L177 211H175V210H169L170 211V213L171 212H173L174 213V211L175 212H181L180 211V209H182V212H183V210L185 211V209H183L182 208ZM227 207V208H226ZM168 208V209H169ZM173 207H172V209H174ZM204 207H202V209H203ZM233 208H234V206H233ZM232 208V209H233ZM257 208H258V206H257ZM256 208V209H257ZM252 210H253V212H254V210H256V209H253V208H251ZM259 209V208H258ZM110 211L111 209H106V211ZM199 210V209H198ZM203 210H205V209H203ZM201 211V210H199L200 212H204V211ZM208 210V208L205 210V211H207ZM249 210V211H248ZM251 210V211H252ZM263 210V211H262ZM107 211V212H108ZM34 212H36V213H34ZM110 212H112V211H110ZM114 212L116 213V211L114 210ZM123 212V211H122ZM208 212V211H207ZM102 213H104L105 214V211L103 210V212ZM109 213V212H108ZM113 213V212H112ZM111 213V214H112ZM118 213H120V212H118ZM176 213V214H177ZM234 213H236L235 214V216H234ZM242 214H244L243 213V211L241 212ZM247 213H245V216L244 217H242L241 218V223H242V221H245L243 224L245 225V224H247L248 226H253V225H257V224H255V219H256V217H255V219L253 220L254 222L250 225V223H248L247 221L249 220L250 221V219H248V217L250 216L249 214H248V216H246V214ZM121 214V213H120ZM124 213H122V216H124L123 215ZM181 214V213H180ZM202 214V213H201ZM207 213H205V215H206ZM241 214V215H242ZM100 215V214H99ZM102 215V214H101ZM108 215H110V214H108ZM114 215V214H113ZM204 215V214H203ZM209 215H207V217L209 216ZM104 216V215H103ZM103 216H101V217H103ZM112 216V215H111ZM119 217L118 218H120V215H118ZM178 216H182V214L181 215H178ZM216 216V217H217ZM239 216V215H238ZM96 217V216H95ZM100 216L98 217V219L99 218H101ZM105 217H106V214H105ZM151 217V216H150ZM174 217H176V216H174ZM202 217V219H203V216L201 215L200 216V218ZM253 217V216H252ZM124 218V217H123ZM197 218H199V215H198V217ZM200 218H199V220L198 221H201V223L203 224V222L202 221H204V220H200ZM209 218L210 217H208V221H209ZM104 219V218H103ZM105 219H107V218H105ZM109 219V218H108ZM121 219H122V217H121ZM149 219V218H148ZM164 219H167V218H164ZM175 219V218H174ZM179 219H181V218H179ZM194 219H196V217L194 218ZM205 219H207V218H205ZM213 219V218H212ZM226 219V220H225ZM124 220H125V218H124ZM128 220V219H127ZM127 220L126 221H124V222H126V223H128L127 222ZM168 221H170L169 219H167ZM215 220V219H214ZM222 220V219H221ZM101 221H102V218H101ZM105 221V220H104ZM107 221V220H106ZM171 221H173V220H171ZM192 221V220H191ZM197 221V220H196ZM211 221V220H210ZM219 221V220H218ZM121 222V221H120ZM204 222H207V221H204ZM109 223H111V222H109ZM122 223V222H121ZM173 223V225L175 224V221H173L172 222ZM187 223V222H186ZM185 223V224H186ZM189 223V222H188ZM192 224H193V222H191ZM208 223H210V222H208ZM240 223V222H239ZM239 223H237L236 225H238ZM116 224H118V225H120L119 223H116ZM167 224V223H166ZM169 224H171L170 222H169ZM153 225V224H152ZM168 225V224H167ZM173 225H171V227H175V226H173ZM194 225V224H193ZM197 225H200V223L199 224H197ZM242 225V224H241ZM240 225V226H241ZM243 225V226H244ZM260 225V226H259ZM57 226V225H56ZM114 226V225H113ZM150 226V225H149ZM166 226V225H165ZM186 226V225H185ZM191 226V225H190ZM189 226V227H190ZM50 227H52V226H50ZM109 226H107V228H108ZM155 227H156V225H155ZM171 227H169V229L171 228ZM189 227H187V228H189ZM200 227V229L202 228V226L200 225L199 226ZM236 227V226H235ZM239 227V226H238ZM247 227V226H246ZM116 228V227H115ZM125 228H126V226H125ZM213 228V227H212ZM237 228V227H236ZM35 229V228H34ZM52 229H54V227L52 228ZM164 229H165V227H164ZM168 229V230H169ZM199 229V231H201ZM238 229V228H237ZM252 229H249V231L250 230H252ZM111 230V229H110ZM109 230V231H110ZM156 229H153L152 230V232H154ZM176 230V229H175ZM205 230V229H204ZM221 230V229H220ZM248 230V228H246V231ZM254 230H252V232L254 231ZM33 231V230H32ZM31 231V232H32ZM37 231V228H36V230L34 231V234H36L35 232ZM42 231V230H41ZM239 231V230H238ZM47 231H45V233H46ZM54 232V231H53ZM112 232V231H111ZM155 232H158V231H155ZM159 232H160V230H159ZM196 232V231H195ZM195 232H193V233H195ZM198 232V231H197ZM201 232H205V231H201ZM236 232V231H235ZM251 232V231H250ZM128 233V232H127ZM175 233H178V231L176 232L175 231ZM209 233V232H208ZM212 233V232H211ZM107 234H108V231H107ZM106 234V235H107ZM110 234V233H109ZM152 234V233H151ZM154 234V233H153ZM161 234H162V232H161ZM165 234V233H164ZM188 234V233H187ZM204 234H206V233H204ZM204 234H201V233H199V234H195V235H197V238H198V235L200 236L199 238H202V235H204ZM213 234V233H212ZM211 234V235H212ZM44 235V234H43ZM116 235V234H115ZM128 235H130V234H127V236ZM189 236H190V234H188ZM192 235H194V234H192ZM192 235H191V238H192ZM210 235V234H209ZM210 235V237L209 236H207V235H205V236H203V238L205 237L206 238V236L207 237H209V241H210V238L212 237ZM255 235H256V239L258 238V240H256L255 242H258V243H256V244H250L249 245V243H251L250 242V240L252 239V238H254L255 237ZM49 236V235H48ZM54 236V235H53ZM109 236V235H108ZM113 235H111V237H112ZM126 236V235H125ZM153 236V235H152ZM163 236V235H162ZM254 236V237H253ZM34 237V236H33ZM110 237V238H111ZM130 237V236H129ZM251 237V239H249ZM48 238H50V237H48ZM52 238V237H51ZM54 238V237H53ZM115 238V241L117 240L116 239V237H114ZM138 238V237H137ZM143 238H145V237H143ZM190 238V237H189ZM193 238H195V240H194V242H196L197 240H199V243H201V244H208V243H210V242H208V241H206L205 240V238L204 239H196V237L195 236H193ZM192 238V239H193ZM213 237L211 238V239H214ZM263 238V239H262ZM55 239H57V238H55ZM106 239V238H105ZM109 239V238H108ZM142 239V238H141ZM191 239V240H192ZM207 239V238H206ZM53 240V239H52ZM110 240H112V238L110 239ZM109 240V241H110ZM126 240V239H125ZM137 241L139 240V239H136ZM135 240V241H136ZM142 240H144V239H142ZM141 240V241H142ZM145 240H147V239H145ZM182 240V239H181ZM186 240V239H185ZM184 240V241H185ZM190 239H188V240H186V241H189ZM190 240V241H191ZM201 240V241H200ZM105 241H107V240H105ZM104 241V242H105ZM127 241V243H129L128 242V240H126ZM126 241H124L123 240V242L125 243ZM153 241V240H152ZM151 241V242H152ZM158 241V240H157ZM185 241V242H186ZM206 242V243H204V242ZM213 241V240H212ZM55 242V241H54ZM118 241H116L115 243L117 244V246L119 245L118 243H121L120 241L117 243ZM143 242V241H142ZM148 242H150V241H148ZM150 242V243H151ZM192 242V241H191ZM194 242H192V243H194ZM208 242V243H207ZM219 242V243H218ZM254 242V243H255ZM111 243V242H110ZM112 243H114V241L112 242ZM126 243V244H127ZM141 243V242H140ZM145 243H147V241H145ZM152 243H155V242H152ZM157 243V242H156ZM159 243H161V242H159ZM173 242H171L170 244H172ZM190 243V242H189ZM262 243H264V242H262ZM103 244V243H102ZM122 244V243H121ZM120 244V246H121V248L122 249H124V247L123 246H125L126 244H122L121 245ZM130 244H134V243H131L130 242ZM185 244V243H184ZM195 244V243H194ZM257 244H258V247H256L257 246ZM54 245H57L56 243H54ZM107 245V244H106ZM105 245V243H104V246H106ZM115 245V244H114ZM186 245V244H185ZM208 245H212V243L211 244H208ZM101 246V245H100ZM103 246V245H102ZM107 246H109V245H107ZM115 247V250L118 248V247ZM119 246V247H120ZM180 246V245H179ZM195 246H197V244H195ZM202 246V245H201ZM170 247V246H169ZM203 247V248H202ZM201 248L203 249V250H207V249H209V250H207V252H208V254H207V252H206V254L207 255H209L211 252H210V248H208V246L207 245H204V246H202ZM204 247H205V249H204ZM101 248V247H100ZM107 248V247H106ZM111 248V247H110ZM120 248V249H121ZM170 248H172V246L170 247ZM174 248V247H173ZM183 248H185V247H183ZM198 248H200L199 246H198ZM200 248V249H201ZM217 248V249H216ZM94 249V248H93ZM95 249H97V246H96V248ZM119 249V248H118ZM162 249V248H161ZM160 249V250H161ZM167 249L169 250V248L167 247ZM178 248H176V250H177ZM180 249V248H179ZM178 249V250H179ZM187 249H189V248H186L185 250H187ZM196 249V248H195ZM202 249H201V252H202ZM104 250V249H103ZM111 250V249H110ZM128 250V249H127ZM175 250V249H174ZM184 250V251H185ZM192 251H193V248L191 249ZM191 250L190 251H188L191 255H193V252H191ZM199 250V249H198ZM205 250V251H206ZM212 250V249H211ZM215 250H214V253H215ZM97 251V250H96ZM102 251V250H101ZM107 251H109V250H107ZM121 251V250H120ZM120 251H119V253H118V251H116V253L113 251V254H119L118 256L116 255V256H114V257H117V258H119V256L122 258L123 257V255L121 256V254L122 253H120ZM124 251L126 252V250H123L122 252H123V254H124ZM170 251V250H169ZM171 251H173L172 249H171ZM170 251V252H171ZM183 251V252H184ZM195 251H197V249L195 250ZM95 252V251H94ZM105 252V251H104ZM98 253V254H96V256H97V258L99 259V261H100V264H117V263H119L120 264V262H122V261H120L119 259H116V258H114L113 256V258H114V260L116 259L118 262H114V260H108V258H106V254L107 253ZM111 253V255H112V251H110ZM198 252H200V251H197V253ZM201 252H200V254H201ZM68 253H69V251H68ZM174 253V252H173ZM195 254V252H194V257H196L197 255H199V253L198 254ZM128 254V253H127ZM130 254H131V252H130ZM129 254V255H130ZM157 254V253H156ZM155 254V255H156ZM202 254H203V252H202ZM205 254V253H204ZM202 255V257H203V259H205L206 258V260H209L208 259V257H210V263H208V264H219V262L218 261H214L215 259H218L219 257H217V256H219V254L218 253H216L215 254V258L213 257V255H212V257L211 256H207L206 254L205 255ZM18 255H19V257H18ZM132 255V254H131ZM144 255V254H143ZM141 256V257H144V256H146V255H144V256ZM176 255H178V254H176ZM176 255H175V257H176ZM181 254H179V256H180ZM186 255H188V253L187 252H185V256ZM66 256V255H65ZM108 256V255H107ZM173 256H174V254H173ZM182 256H183V254H182ZM181 256V257H182ZM189 256L190 255H188V256H186V258L188 257L189 258ZM204 256H205V258H204ZM226 256V257H225ZM162 257H164V256H162ZM69 258H70V256H69ZM120 258V259H121ZM125 258V257H124ZM123 258V259H124ZM127 258V257H126ZM147 258V257H146ZM171 258V257H170ZM178 258V257H177ZM185 259V260H187V262H185V264L187 263V264H190L188 261H197V259H201L200 257H198L197 259L196 258H193L194 260H191V258H192V256H190V258L189 259ZM150 259H151V257H150ZM172 263H171V260H170V262L168 261V263H171V264H178V263H180V261L183 263L185 260L183 259V260H181V258H180V261L177 263H175V261L177 260L178 261V259H174L173 257H172ZM203 259H201L202 261H201V264H205V263H202V262H208V261H206V260H204L203 261ZM212 259V260H211ZM214 259V260H213ZM122 260V259H121ZM147 260V259H146ZM219 260V259H218ZM125 261L127 262L128 260L127 259H125V260H123V262H124V264H125ZM130 261H131V259H130ZM133 261V260H132ZM136 261V260H135ZM135 261H133V262H135ZM166 261V260H165ZM199 261V260H198ZM198 261H197V263H198ZM133 262H129V263H127V264H131V263H133ZM145 262V261H144ZM162 262H163V260H162ZM200 262V261H199ZM218 262V263H217ZM147 264H149V262H146ZM146 263H144V264H146ZM168 263H166V262H163V264H168ZM182 263H180V264H182ZM121 264H123V263H121ZM156 264H160V260H159V262L158 263H156ZM162 264V263H161ZM192 264H194V262L192 263ZM195 264H196V262H195ZM200 264V263H199ZM221 264V263H220Z\"/></svg>",
    "mask_w": 264,
    "mask_h": 264
},
{
    "label": "built area",
    "instance_id": "3",
    "mask_svg": "<svg viewBox=\"0 0 264 264\" xmlns=\"http://www.w3.org/2000/svg\"><path fill=\"white\" fill-rule=\"evenodd\" d=\"M27 208L0 193V264H9L19 249L30 217Z\"/></svg>",
    "mask_w": 264,
    "mask_h": 264
}]
</instances>
